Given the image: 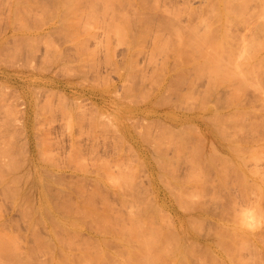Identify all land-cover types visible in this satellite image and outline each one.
I'll list each match as a JSON object with an SVG mask.
<instances>
[{"label":"rangeland","instance_id":"374dc122","mask_svg":"<svg viewBox=\"0 0 264 264\" xmlns=\"http://www.w3.org/2000/svg\"><path fill=\"white\" fill-rule=\"evenodd\" d=\"M91 1L90 0H77V1L76 0H66V1L65 0H54V1L53 0H0V18H1L0 19V33H1L0 34V48L3 49V50L0 49V54H1L0 55V93H1L0 94V107L3 105L0 108V119H2L3 115H5L2 120L4 121V123L6 122L4 124L0 120V126L2 127V125L4 124L3 128H0V133L3 134V136H1L2 134H0V141H1L0 142V162L1 161H3L1 163L7 162V164L4 166H2V164L0 163V187L3 189L2 190L0 188V230H1L0 231L1 232L0 233V240L2 239V241H3V242L0 241L1 242L0 246H2V244H3V246L0 247V264H38L39 262H40V264H44V263L47 264L49 262H51L50 264H54L55 262L58 261V259H59V262H57V264H69V263L70 264H84V263L85 264H97L98 261H96V260H99V258H101V255H99L100 254L99 252H101L100 250H102L103 248L105 250H107L108 252L106 251L105 253L103 252L101 254H107L108 255V253L110 252L113 255V253L116 251L115 252L116 258L114 259L115 256H112L110 253H109V256H112V257H110L111 259L107 258V257H109L107 255H102V257L105 256L107 260H105V258L103 257L102 259H100V264H104V262H105V264L106 263L112 264L113 262L118 264L120 261L122 262V263L120 262L121 264H132V261L129 260L130 259L129 256L131 255V253L133 251L129 252V250L131 251V247H130V249H128V251L125 249L127 247L129 248L130 243L135 242L136 240L138 242L136 241L137 243L135 242L134 244L135 245L138 244L139 248L142 247L144 249H142L143 252L141 251V253H139V251H137V252L134 251V253H138L141 255V257L137 258V256H138V254H137L136 259L137 260L141 259L142 261H140V260L137 262L133 261V263L135 262L134 264H142V263L145 264V261H143V259L145 258L147 262H151L154 259L152 261L153 264L154 263L158 264L157 260L159 261V259H157V256L160 253L163 254L164 250L162 251V248L160 247V250L158 249L157 251H155L158 248V246H157L158 244H156L157 243L156 241L160 240V239L157 240V238H162L161 240L163 242V238L166 239V237H168L166 239V240H168L171 235L173 237H174V235H176L174 233H173L174 235L172 233L170 234V231L172 230V228H171V230H169L170 226H168V224L171 225V223H173L171 225V227H175L178 230H180L177 232H181V234L177 233L178 236H175L176 238L173 239V240L180 239V240H178V243H177V241L176 242L174 241L175 243H177V244H175V246L178 245L179 242H180V245L184 243L183 244L184 247L188 245L187 246L189 248L188 252L193 250L192 251L193 253L190 252L189 254H193V255L195 254L194 255L195 259L193 257H191V255L187 254L188 253L186 251L187 247H185V249H186L185 250L184 247L182 246L183 247L182 249L185 250V251H183V250H181V248H180L181 246L179 245L180 247L178 246L179 247L178 249H176L177 246L175 247L176 251L174 249L175 252L174 253L172 252L173 255L170 256L169 253L167 255H169L171 258H172V256L174 257L175 255L178 257V255H180V252L182 251L183 254L185 253L184 255L187 254L185 256L186 260H184L185 257H184V259L180 258V259L184 260V262H183V260H180L176 256H175L176 257L175 259L174 258L167 259L166 257L163 256V255L166 256V254H163L162 256L164 257V259L166 258L164 263H166V261L171 259L173 261V264L174 263L178 264L179 262H176V260L179 259L178 260V261H180L179 264H196V263L197 264H207V263L212 264L208 261L207 255L210 253L211 255L209 254L210 255L209 257L211 260H213L212 254H214V252L211 253V252H206L204 250H205V246H206V250L209 248L216 249V247H220L218 245H220L221 243H224L223 240H222V242L220 240V242H219L220 244L219 243L218 244L215 243L216 245L214 244V242H216V240L218 239L217 236L221 237V235H222V234H220V235L218 234L219 229H221L220 224L223 225L225 222L229 221L228 223H225L227 225L226 227H230L231 225H233L232 221L235 220L234 218H236V215H237L236 213L238 212V209H240V208L242 209L243 206L247 207L248 206L247 204H250V208L248 206L250 211H251V208H252V210L253 209H256V210L259 209L258 213L261 212V209L264 210V208H263L264 207V195H263L264 193H260L261 191L259 188V184H260V187H264L262 184V182H264V176H263L264 175V162H263L264 156L263 155H262L263 157L259 156L260 160L263 158L261 162H258L259 159L256 158V156H258L257 151H259V150H256V149H258V143H259V146H261L262 144H263L262 146H264V139H263V141H262V139H260V138H264V134H262L264 132V131L262 132V130L264 128L262 126L264 124V116H261V114L263 113L262 112L263 110L258 111V110H261L262 107L264 108V104L261 103L264 100L263 99L259 100V99H261L262 96L259 99L257 98V97H259L260 94H259V92H257V90L255 92V88H254V86L257 84L258 86L256 85L255 87H257V88L259 87V91L261 90L260 93H262V89L264 88V83H263L264 80H262V78L264 79V75H263L264 69H263L262 73H260L261 72L260 70H259L260 72L258 73V70L255 69L256 70L255 71L254 68L250 69L251 71L249 69H248L249 71L245 70L246 72L243 71L244 69L239 70V72L237 71L239 76L240 75L242 76V74L243 75L245 74L247 76V78H246L247 80L246 79L245 80L246 81L249 80L248 83L253 85V86L251 85L252 88L250 87V85L248 83L244 82V80L241 79V78L246 77L245 75L243 77L237 78L236 77L237 74L235 73V71H234L235 75H233L235 78H233V76H230L227 72H226L227 75H225V73H223L224 75L223 74L220 75V73L222 71L223 72L224 71H228V72L233 71V70H227V68H229V67H230L229 69L233 68L230 66L232 64L231 59H233V57L230 59V53L231 52H229L227 50L229 52L228 53L226 51V48H225V50L223 51L225 53L222 52V53L218 54V57L220 55H223L220 57V60H219L220 63H217V61H215V60H217V58H216L217 56L214 57L215 54L213 55V53H212V58H214L215 60H212V58L206 57V56L211 55L209 53V50L207 51V48L208 47L210 48L211 45L209 44L210 43L209 37L207 36L208 39L205 40V39H203V34L204 33L206 34V32L208 31L211 33L213 38L214 37L217 38V36H218V38L220 37L219 39L222 38L224 40V36L223 37L219 36V34L216 33L217 31L215 32V30H217L219 28L218 32L221 35H222L221 31H224L225 33H227L230 30L229 34H230L231 38L233 36V39L232 40L230 39L231 40L230 41L229 40L230 37L227 38L229 36L227 33L226 40L228 39V42H230L228 44H231L235 48V50L237 48L239 49L238 45H241L240 47H242L241 51H239L242 54L241 53L238 54L237 51L232 50V52L234 51L233 55L235 54V52H236V54H238V55L235 54L237 57H235V55H234V58H235L234 61H236V59H237V63H238V61L242 57L241 60L243 62V60L246 59V58H244L245 56H243V55L247 56L246 53H248V52H249L248 53L249 55L250 54L253 55L252 51L255 50V47H254V49H250V48H253V46H255V45L253 44L254 43L253 40H252L253 43L251 41H250V43L248 42L249 41L248 37L250 35L248 36L247 34L252 35V33H253L252 31L256 27L250 26L251 29L253 28L252 30H250L249 29L250 27L246 26V25H248V24H246L247 23L246 21H248V22L252 21V25H253V22H255L254 24L257 25L256 19L254 18V20H251L252 18L250 17L251 16L250 14L251 13H252V15L255 13L257 14V12H258L257 8L259 7L258 5H260L261 1H263V3H264V0H260L259 4H257L259 2L258 0H253V3H252V1L248 0L251 3H249L250 4L249 5L248 1H247L246 7H248L250 9V10L247 9V11H246V7L241 8V7L245 6L244 3H246V0H243V1H245L244 3H243V1L238 2L239 4H241L240 5L241 7L240 6L238 7L235 4L236 7L235 6L234 7L235 8L238 7L239 11L241 9H243V10L245 9L244 11L243 10L240 11V13L244 12V15L247 14V18H246V16H244L242 13L243 17H245L247 20L244 21L241 14H240L241 17L239 16L240 20L237 19L238 20L237 24L233 23L234 21L236 22V20H235L236 18H233V20H234V21H232L233 24L230 21L232 19L231 17H229V18H231L230 20L229 19L226 20L225 18H223V19H225V22L230 21V24H232V26L231 25L227 26L228 23L227 24L225 23V25H224V23H223L224 20H222V18L219 20L223 21V22H220L219 20H217V21H219V24L222 23L221 26L218 25V22L216 21V18H217L216 16L221 14V17H222L223 14L227 13L226 11L230 6V4H229L227 7L226 3L224 5L223 1L225 2V0H222V1L221 0H144V1L143 0H95L94 1L93 0V2H91ZM210 1H212V2L210 3ZM214 1L216 4L214 3ZM233 1H232V3H233ZM256 1H258V2H256ZM18 2H20V3H18ZM55 2H56V4L58 2V5L54 4ZM219 2L221 4V6L222 5L224 6L223 8L219 5ZM235 2H237V0H235L234 3ZM48 3H53V4H48ZM68 3L69 4L71 3V4L69 5ZM206 3H207V5H206ZM212 3L215 6L217 4L219 6V8L217 6V8L215 9V6L213 5L214 9L212 11L217 10V11H215V13H216V12H218V9H221V12L220 11H219L220 13L218 12L219 14L216 13L217 15H215V17L213 16L215 18V20L212 19L213 17H211V16L213 13L211 12V10H209V8L212 9V7L209 6L210 4L212 5ZM234 3H233V5H234ZM263 3H261V5ZM61 4H62V7H64V9L61 7ZM227 4H228V2H227ZM252 4L253 5L256 4V5L253 6ZM67 5H69V6H67ZM27 6H28V8H27ZM90 6L92 7V9ZM225 6L227 8H225ZM262 6H260V7H262ZM163 7H167L169 11L167 10V8H163ZM176 7L178 9H175ZM207 7H209V8H207ZM251 7H255L257 9V12H256L255 8L253 9ZM15 8H16V10H15ZM152 8H153V10H151ZM262 8L260 10H262ZM95 9H97V10H95ZM163 9H165V11ZM65 10H67V11H65ZM84 10H87L88 12H90L91 10L92 11L88 14V12H86ZM248 10H249V12H248ZM251 10H253V11L251 12ZM160 11H161V13H160ZM262 11H263V13H262ZM262 11H260V12L264 16V10H262ZM260 12H259V14H260ZM60 13H62V14H60ZM180 13H182V14H180ZM53 14H54V16H53ZM90 14H92V15H90ZM207 14H210L211 16L207 15ZM227 14H226V18H228ZM261 14H260L261 17L260 16L258 17L260 19L263 17ZM176 15H178V16L176 17ZM253 16H255V15H253ZM4 18H5V21H4ZM93 18H96L95 19L96 22H95V20H94V22L93 21L91 22V20ZM203 18H204V20L208 21V26L203 25L202 23L199 22V20L200 19L203 20ZM89 19H91V20H89ZM6 20H8V21H6ZM84 20H85V22H84ZM259 20L257 19V21H259ZM104 21H107V22H104ZM214 21H215V23H214ZM239 21H241V22L243 21V24L245 22L246 25L245 26L243 25L244 28L245 29L247 28L248 30H250L251 33L247 29H246L247 31L246 30L243 31L242 25L240 24V27L238 25L240 23ZM262 21H264V20H262ZM185 22H187V23H185ZM212 24H214L215 26ZM216 24L218 25V27H216L217 26ZM234 24H236V25H234ZM261 24L264 25V22ZM3 25L6 27L3 28L4 27ZM222 25L227 27V28L223 27V29H227V31L226 30L219 31L220 27H222ZM259 25H257V26H259ZM165 26H166V28H165ZM235 26H237L238 28ZM182 27H183V29H182ZM212 27H214V28H212ZM215 27H216V29H215ZM229 27H232L234 31L235 30L237 31V29H238L237 33H236V31L234 32L232 30V28L228 29ZM145 28L146 29L149 28V29L146 30ZM176 29H178V30H176ZM256 30H258V29H256ZM256 30L254 29V31H256ZM173 31H176V33ZM211 31L213 32V34ZM241 31H243L244 33ZM258 31H257V35H256V36H258L257 38H259V36L264 35L261 31H259V32ZM174 33L177 35L174 36ZM201 33H202V36H201ZM258 33H262L263 35L262 34L258 35ZM76 34H78V35H76ZM223 35H224V33H223ZM234 35L240 39L239 43L236 42V41H238V38L235 37ZM243 35H244V37H243ZM253 35H254V33H253ZM253 35H252V38H250L251 36L249 37L250 40L251 39L255 40L254 37H256V36L254 35V37H253ZM12 36H14L13 39H11ZM176 36L178 37V39ZM245 36H247V37H245ZM31 37H33V38H31ZM216 38H214V39H216ZM246 38H247V42L249 44L252 43L253 46L250 48L249 47L246 48V51H244L245 45H248V43H246V40H245ZM260 38L262 39V37H260ZM211 39H212V37H211ZM234 39H236V40H234ZM241 39L243 40V42ZM261 39H260V41H261ZM263 39H264V37H263ZM163 40H165L166 42L164 43ZM196 40H198V41H196ZM201 40H202V42H201ZM223 40H218V41L219 42L222 41L221 42V44H222L225 42ZM233 40L235 42H233ZM34 41H36V42H34ZM193 41L195 43H193ZM258 41L259 40H256L255 43L257 44ZM260 41H259V44H257V45H259L258 48L260 47V43H261ZM37 42H39V43H37ZM187 43H188V45H187ZM225 43L222 44L223 47L226 46ZM232 43H234V44L237 43L238 45L237 44L233 45ZM189 44H190V46H189ZM202 44H203V49L204 50L206 49L205 51L202 50ZM10 45H12V46H10ZM144 45H146V46H144ZM200 45H201V47H200ZM257 45H256V50L253 52H255V55L258 53V55H256V57L255 56L254 57L256 58L255 61L259 62V61L264 59V57H263L264 56V53H263L264 49L261 50L263 52H261L260 53L261 55H260L259 52H260V49L262 46L258 50ZM183 46L185 49L187 47L193 49L194 52L190 49L192 51V53H189L188 51H186L187 49L189 50V48H187L185 50L183 48ZM196 47L198 48V50ZM182 49H184V51ZM175 51L178 52V54H175ZM200 51L202 53H200ZM206 51L208 52V55H205L207 53ZM210 51H211V49H210ZM180 52H181L182 56H181ZM195 52L197 53V55L195 54ZM226 53L229 54V55L228 54L227 55L229 56L228 61L230 60V64L227 62V64H229V65H227V66L224 65L226 68L224 67V69H223L219 65L223 61L221 58L224 57V55H226ZM3 54L6 56L4 57ZM184 54L185 55L188 54L187 59H186V57H183V56H185ZM191 54L193 55L192 57L190 56ZM199 54H200V56H199ZM21 55H22V57H21ZM24 55H25V57H24ZM203 55L205 57H203ZM259 55H260V57H258ZM127 56H128V58H127ZM194 56H197V57H194ZM248 57H251L253 59V56H251V55L247 56V59H248ZM196 58H198V59H196ZM204 58L207 60H205ZM2 59L5 60L4 63H3ZM9 59H10V61H9ZM24 59H26V60L28 59L27 63H26V60H24ZM193 59H195V60H193ZM223 59L226 60V56ZM250 59H249V61L248 60L247 61L250 62ZM246 60H245V62H247ZM11 61H13L14 64ZM179 61H180V63H179ZM198 61L199 62L202 61V62L199 63ZM184 62H185V64H184ZM203 62L205 64H203ZM224 62H226V61H224ZM224 62H223V64H225ZM245 62H243L244 65H245ZM251 62H254V59H253V61L251 60ZM256 62H255V66H257ZM20 63L22 65L23 64L24 65L21 66ZM132 63H133V65H132ZM206 63L208 64V66L206 65ZM240 63L238 64V66L241 65ZM263 63L264 62L262 61V64ZM11 64L13 66H10ZM164 64H165V66H164ZM195 64H196V66L197 65L198 66L195 67ZM200 64H203V66L205 65L204 68H202L200 66ZM223 64H222V66H223ZM260 64L261 63H259V66L262 68V65H260ZM192 65H193V67H195L194 69H192L193 68ZM244 65L242 66V68H244ZM199 66H200V68H199ZM206 66H207V69H206ZM210 66L212 67V70L209 69ZM217 66H218L219 71L217 69ZM259 66H257L258 69H261ZM129 67L131 69H129ZM77 68L79 69L78 71L76 70ZM118 68H120V69H118ZM197 68H199V69H197ZM208 69H209V71H208ZM198 70L199 71L201 70L203 72L200 73ZM213 71H214V73H217L218 75L213 74V76H212V74H209V73H208L209 75L207 74V72L213 73ZM216 71H218V72H216ZM176 72H177V74H176ZM195 72L199 73V74L196 75ZM248 72H250V74L252 73L251 78L249 77V79H248V75H247ZM255 72H257L259 74V76L256 73L255 74L257 76L256 77L254 75ZM240 73H242V74H240ZM200 74H202V75H200ZM214 75L217 77L219 76L218 78H220L221 80H219ZM141 76L143 77V79ZM206 76H208V77H206ZM209 76L211 78L213 77L214 81H216L217 79L219 81H222L223 77H224L223 79H226V78L230 79L231 77L233 79L232 78L230 80L226 79L228 83L225 80L223 82H226V83L220 82V85L222 84L220 87H218V85H219L218 80H217L218 83L212 81L213 83L218 84V85L215 84L216 88H218V90H217V89H215L214 85H213V87L211 85L210 86L211 88L208 87L210 85V84L208 85V83H210V80H212ZM156 77L160 80V82H159V80H157ZM172 77H176V78H173V80H172ZM194 77H195V79H194ZM260 77H261V79H258ZM192 79H193V81H192ZM197 79H198V81H197ZM231 80H232V82H230ZM233 80H234V84H233ZM242 83L244 84V86ZM226 84H229V85H226ZM223 85L225 88L227 87V90H228V88H230V89L228 91H226L225 88L222 87ZM230 85H235L237 89L240 88L239 90L242 91V93H240L238 90H236L238 92L235 93V86H233L234 87L233 88ZM121 86L123 88H121ZM228 86H230V87H228ZM242 87H243V89H242ZM48 88L51 90H49ZM208 88L211 89L210 91H213V88H214V90H216L217 92L213 91L212 92L213 94L211 92H209V90L207 92ZM232 88L234 90H232V92H231ZM247 88H249V89H247ZM129 89L131 92L129 91ZM199 89H202V90H199ZM205 89H206L205 93H207V96L204 93ZM251 89L253 92L251 91ZM122 90H123V92H122ZM124 90H126V91H124ZM133 90H135V92H132ZM198 90H199V92H198ZM245 91H246V93H244ZM263 91H264V89H263ZM215 92H216V94H215ZM201 93H202V95H201ZM228 93L230 96L231 95L237 96L238 94H242V95L245 94V95L242 96V98H241V95H239V97L241 99L239 97L237 98L236 96H233V97H236L238 99V101H232L233 99L231 97L232 100L227 104L228 99L226 101L225 98L228 97ZM254 93L257 95V97H254L255 96ZM132 94H133V96H132ZM263 94H264V92H263ZM263 94H261V95H263ZM226 95H227V97H226ZM141 98H142V100H141ZM198 98H200V99H198ZM125 99H127V101ZM253 99H258L259 101L255 100L257 102L254 103ZM28 100L31 101V111L32 112L30 111V114H28V113L25 114V111L29 110V105L27 104ZM202 100L204 102H202ZM224 101L226 102V104ZM252 101L254 104L253 108H251L252 105H250V104H252ZM258 102H259V107L262 104V106L260 108L257 105ZM234 103H237V105H239V106H237ZM242 103H244L245 105H243ZM248 103H250V104L246 105ZM79 104H81V106H78ZM229 104L232 106H233V104L236 105L235 108L237 110V113L241 117L243 116L242 119H241V117H239L240 119H238V115L235 114L237 116L236 117V116H234L233 113H230L231 112L230 110L233 107L230 106ZM43 105H44V107H42ZM161 105H163V106H161ZM5 106H7V107H5ZM39 106H40V108H39ZM226 106H229L228 107L229 110L227 109ZM230 107H232V108L230 109ZM89 108H91V109L89 110ZM92 108L94 110L96 109L97 111L95 110L96 112H94V110ZM239 108L241 110L243 109V111H245V112L240 111L241 114H243V115H241L240 112H238ZM246 108L248 110H246ZM78 109H80V111ZM87 109H88V111H87ZM251 109H253V110H251ZM38 110H40L41 112ZM207 110L210 113H207ZM236 110H233L232 112L236 113L235 112ZM21 111H23V114H22L23 116L21 115ZM215 111L216 112L218 111V113H216ZM228 111L230 114H233V116L231 115V117H229L230 119L227 118L228 116H230ZM251 111L256 112V113H252ZM4 112L7 114H5ZM249 112H250V114H249ZM34 113H36V114H34ZM211 113H213V116H210ZM214 113H216L217 115ZM219 113H222V115H219ZM226 113L228 116L225 115ZM66 114H68V115H66ZM99 114L101 115V118H100ZM223 114L226 116L225 118H223L224 117ZM253 114H255V115H253ZM257 114H259V115H257ZM26 115H30V116L28 118H26ZM91 115H92V117H91ZM263 115H264V113H263ZM218 116H222L221 119H223V121H224V119H226L224 122H227V119H228V121L230 120L228 122V125H226L227 123H223V121L221 122L220 119L217 120L216 118H218ZM258 116H259V119H256V118H258ZM12 117H13V119H12ZM68 117H69V120H68ZM234 117H236V119H233ZM254 117L257 121L254 120ZM260 117L262 119L261 124L258 122V121H261ZM25 118H26V120H25ZM90 118H92L94 121ZM97 118H98L99 124H98ZM7 119H9V120H7ZM100 119L102 121L103 120L104 121L102 122V121H100ZM236 120H238V121L242 120L243 123L240 121L242 123V125L240 124V122L237 123ZM24 121H26L27 129H25L23 127ZM234 121H235V123H234ZM249 121L252 124H250ZM253 121H255V123ZM92 122H93V124H92ZM220 122L223 125L225 124V126L222 127V125H220ZM256 122H258L259 125ZM100 123H102L104 125H100ZM111 123L112 124L114 123L112 128L110 127V126H112ZM231 123H232V125H229ZM89 124H91V125H89ZM214 124H216V125L214 126ZM238 124H240V126ZM255 124H257L256 126H259V127H253V129H251L252 126H254ZM234 125L236 126V128ZM5 126H7V127L5 128ZM91 126H94V128ZM101 126L103 127L102 129H101ZM226 126H227V128H226ZM232 126H234V127H232ZM244 126H245V129H247V126L249 129L245 130ZM260 126H262V127H260ZM207 127H208V129H207ZM108 128H109V131H108ZM260 128H262V130ZM1 129L2 130L5 129L4 131H6L8 133L10 132V133L9 134L3 133L4 131H2ZM9 129H11V130H9ZM110 129H112L113 131L112 130L110 131ZM250 129H251V131H249ZM214 130L217 132H215ZM252 130L254 131V133H252L253 132ZM256 131H257V133H256ZM260 131H261V133H258ZM222 133L226 134V135H223ZM5 134H7V136ZM217 134H220V135L218 136ZM246 135H248V137L249 136L250 137L248 138ZM258 135L259 136L261 135L262 137H259ZM5 136L6 137L9 136L10 139H9V137L6 139ZM95 136H97V137H95ZM226 136H228L229 139L231 138V140H230L231 142H228L229 139ZM145 137H147L148 139ZM224 137H226V139ZM257 137H259V139H260V140L258 139L259 142H254V141H256ZM1 139H3V141ZM241 141L243 143H241ZM260 141H262V142H260ZM9 142L11 145L9 144ZM110 144H113V145H110ZM4 145H6V146L8 145V146L6 147ZM12 145H14V146H12ZM234 145L236 148L234 147ZM11 147H13V148H11ZM237 147H239L240 149L238 150ZM10 148L13 151H11ZM230 148L234 150V151L232 150L234 153L231 152ZM242 149H243V151H242ZM259 149L260 150L262 149L261 151L264 152V149L262 147H260ZM45 150H47V151H45ZM235 150H238V151H235ZM248 151H250L251 154H253L255 152L257 153L256 156L252 155V156H254L253 158L258 159L257 162H256V159L252 158V156H251V159L249 160L250 156H248V153H249ZM11 152H12V154H11ZM239 152L240 153L243 152V153L239 154ZM263 152L261 154H264ZM224 154L226 155L225 158H224V156H225ZM47 155H49V156H47ZM238 155L240 157L243 155L240 160H239L240 157ZM24 156H26V157H24ZM234 156L235 157L238 156L239 158L237 157V160H236V158ZM243 159H246L247 161H244ZM228 160L233 161V162H231L232 164ZM242 160L244 161L242 163L243 164L245 163L246 167H250L249 169L252 168L254 170L253 173L255 171H256V173L258 172L257 173L258 175L255 173V175L257 177H255L252 174L254 177V180H255V178L256 179L261 178L260 180L258 179L257 181L256 180L253 181V177L250 175L251 172H249L248 168H247L248 169L247 171L245 170L246 172L245 171L242 172L243 166H244L240 162ZM11 162L13 165L11 164ZM104 162L107 164H105ZM116 162L118 163V166H117ZM198 162H200V163H198ZM225 162L226 163L228 162V164L230 163L231 165L230 164L226 165ZM113 163H114V165H112ZM159 164L163 167L159 166ZM239 164H240V166H239ZM8 165L13 166L14 168L9 167ZM230 166L231 167L238 166V168L235 167V168L231 169ZM103 167H105V168H103ZM109 168H110V170H109ZM252 169H251V171H252ZM195 170H196V172H195ZM109 172L111 173V175ZM193 172H195V174L199 175L198 176L199 178L197 176H194L195 174H193ZM44 173H46V174H44ZM108 173H109V175H108ZM187 173H189V174H187ZM262 173H263V175H262ZM191 174H193V175H191ZM245 174H247V175H245ZM259 174H260V176H259ZM163 175L166 177L165 179L168 181H166L163 178L164 177ZM185 175H187V176H185ZM248 175H250V178L252 180H250V178L247 177ZM180 176H182L181 177L182 179L179 178ZM191 176H194L198 179H196V178L194 179V177H191ZM114 177L116 178L117 183L115 182L116 180L114 179ZM246 177H247V180L246 181L243 180ZM3 178L6 180H4ZM129 178H130L131 182L127 181ZM112 179H114V180H112ZM187 179L189 181L190 180L191 181L186 182ZM180 180H183V181L181 182ZM205 180H206V182H205ZM112 181L114 182L113 185H112V183H110ZM139 181H141L140 182L141 184L139 183ZM202 181L205 183H203ZM4 182L6 184L7 183L10 184L11 187H9L8 184L6 185ZM11 183H13L15 186H13ZM29 183L31 185H29ZM108 183H110V184H108ZM230 183H232V184H230ZM180 184H181V186H180ZM182 184H184L185 186ZM174 185H176V186H174ZM192 185H193V187H192ZM27 186H29V188H27ZM256 186H258L257 187L258 188L257 190H259L258 192L255 191ZM4 187L7 190H5ZM184 187H186V188H184ZM81 188H83V189H81ZM145 188H146V190H145ZM197 188H199V189H197ZM9 190H12V192L11 191L9 192ZM94 190L99 191V192L96 193V192H94ZM118 190H119V192H118ZM130 190H132V191H130ZM143 190H145V191H143ZM171 190L174 191V194H172L173 192ZM1 191H2V193H4V192L5 193L7 192V193L2 194ZM90 191H92V192H90ZM141 191H143V192H141ZM181 191H184V192H181ZM190 191H192V193ZM60 192H62V193H60ZM100 192H101V194H100ZM114 192H116V193H114ZM123 192H125V193H123ZM217 192H219V193H217ZM66 193H68V194H66ZM253 193H256L257 195L253 194ZM94 194H96V195H94ZM137 194H139V195L141 194V195L138 196ZM259 194H260L261 198L259 197ZM13 195H14V197H13ZM198 195H199L200 199H199ZM255 195L257 197H255ZM10 196H11V198H10ZM94 196H95V198H94ZM145 196H147V197H145ZM148 197H150V198H148ZM176 197H177V199H176ZM151 198H152V200H150ZM183 198L185 200H183ZM197 198H198V200H197ZM210 198L213 201L215 199H217L218 201L213 202L212 200H210ZM104 199H106V201ZM120 199L121 200L123 199L122 200L123 203ZM173 199H176L177 202ZM24 200L26 203H24ZM146 200H147V202H146ZM206 200H208V201H206ZM151 201L153 204L150 203ZM203 201L204 202L206 201L205 202L206 204ZM210 201H211V203H210ZM261 201H262V203H261ZM84 202H85V205L83 204ZM145 202H146V204H145ZM162 202L164 203V205ZM198 202H199V204H198ZM22 203H23V205H22ZM109 203H110V205H109ZM187 203H188V206L190 205L188 207L189 211H188V208L186 206ZM200 203L201 204L203 203L204 205L203 204L200 205ZM25 204H28V205L25 206ZM134 204L136 206H134ZM155 204H157L156 208L159 207L160 212L158 211V209L156 211L153 208V206L154 207L156 206ZM214 204L215 205L217 204L216 205L217 207H214L215 206ZM209 205H211V206H209ZM103 206H105V207H103ZM148 206H149V208H147ZM150 206L153 208V210L151 209ZM181 206H183V208H181ZM115 207H118V209H116ZM191 207H192V209H191ZM16 208L19 209L20 211H18ZM28 208L30 211H28ZM74 208H76V209L73 210ZM82 208H84L86 212ZM109 208H110V210H109ZM165 208H167V209H165ZM198 208H202V209H198ZM205 208H207V210ZM114 210H116V212ZM161 210H163V211H161ZM203 210H205V211H203ZM154 211H156L155 212L156 214L154 213ZM195 211H196V213H195ZM232 211H235V212H232ZM27 212H28V214H27ZM34 212H35V214H34ZM88 212L90 215L88 214ZM137 212L140 213L141 219H139L140 217L138 216L139 214ZM221 212H224V213L222 214ZM31 213H32V215H31ZM71 213H72V216H74V217L71 216ZM113 213H114V215H113ZM128 213H131V214H128ZM159 213H161V214H159ZM231 213L234 216H231L232 215ZM38 214H40V215H38ZM94 214H96V215H94ZM29 215L31 216L30 218H28ZM75 215H77L78 219L75 217ZM92 215H94V216H92ZM151 215L155 221L153 220L152 217H150ZM196 215H197V217L203 216V217H198V219H200V220L195 219V221L198 220V221H196V223L200 224L201 225V226L199 225L200 227L203 226L202 228L198 227V229L199 230L201 229L200 231H202V232H200L199 230H196L197 229L196 223H195L196 225L194 224L195 225L194 226L195 229L193 228L194 230L192 228H190L191 223H194L195 221L192 220V222H189V220H190L191 216H193V218H194V216L196 217ZM218 215H220L219 217L221 219H219V217H216ZM118 216H119V218L116 219ZM188 216H190V217H188ZM21 217H23V218H21ZM93 217H95V219ZM121 217H123V218H121ZM144 217H146L147 220H148V217H150V220L152 219L154 222H156V221L157 222L153 223V221L151 220L153 224L150 222L149 225H147L149 220L147 221ZM107 218H109V220ZM120 218H121V220H120ZM124 218H126L127 220ZM167 218H170L171 220L167 219ZM188 218H189V220H188ZM225 218H226V220H225ZM232 218H233V220H231ZM34 219H36V220H34ZM96 219L97 220L100 219V220L96 221ZM163 219H164V221L167 219L166 220L167 222L162 221V224H160L161 222H159L158 220L161 221ZM218 219H219V221H222V222H219ZM223 219H224V221H223ZM69 220H70V222H69ZM132 220L134 222H132ZM100 221H102V222H100ZM108 221H110V222H108ZM140 221H141V223H140ZM170 221H171V223H170ZM100 223H102V224H100ZM103 223H105V224L103 225ZM109 223H111V224H109ZM137 223H139L140 225ZM145 223L147 226L144 225ZM157 223H158V225H157ZM187 223L188 224L190 223V225H188ZM218 223H220V224H218ZM230 223H232V224H230ZM39 224H41V225H39ZM93 224L95 226L97 225L98 227H95ZM99 224H100V226H99ZM118 224H119L120 229H118L119 227H117ZM166 224L168 227L165 226ZM263 224L264 223H259L256 227L253 228L255 235L252 236V239L251 238L247 239L251 243L248 242L246 239H245V241L243 240V242H245L246 245H247V243L249 244V245H247L248 247H250L251 245L253 246V247L251 246L252 248L250 247L249 250H247L248 248L244 243H242V244L245 245V249H244V245L239 244V243H241L240 240H242V238H240V237H237L239 239L233 238L232 240L235 242H233L231 240L234 243V245H232L233 249H234V246H237L238 244L240 245V247L243 246V249H241L242 251L240 250V247H239L238 253H237L238 247L237 248L235 247L236 251L235 250L232 251L233 254L235 255V256L233 255L234 257H233V260H231L232 262L234 261V259L236 260L235 257L239 254L242 257V260H243V258H244V261L248 260L247 261V263L249 262L248 264H256L255 259H254L255 262L253 260H250L253 253L256 255L259 254L258 256L253 255L254 257L259 258V256H261V259L256 258L259 261L257 264L260 263V260H264V233H261L262 235L260 234L261 239L256 238V235H258L260 233V232L256 233V231H260L261 226H263L262 229H264ZM108 225L110 228L108 227ZM137 225H139L138 226L139 228L137 227ZM156 225L158 226V228ZM159 225H161V226H159ZM184 226H185V229H183ZM99 227H101V228H99ZM113 227H114V229H113ZM161 227L162 228L164 227V230ZM97 228H98V230H97ZM125 228H126V230L128 228V230L126 231ZM136 228L139 229V231L136 230ZM140 228L142 230H145V231H141ZM148 228H149V230L153 231L152 234H150V235H153L154 239H153V236L149 235L148 232H150V231L148 230ZM150 228H152V229H150ZM5 229H6V232L8 231L7 233L5 232ZM56 229H58V230H56ZM93 229H95V232L97 233L99 240L96 242H98V243L95 242L94 238L93 239L91 238V235H93L92 233H95ZM262 229H261V231H263ZM120 230L123 233H120ZM135 230L137 231V233L135 232ZM146 230H148V231H146ZM191 230L193 232H191ZM128 231H129V233L127 234L126 232H128ZM131 231H132V233H131ZM154 231H156V232L154 233ZM195 231H197V233ZM74 232H75V235L73 234ZM76 232H78V233H76ZM141 232H142V234H141ZM167 232H169L170 235H168ZM119 233L123 236H121ZM143 233H145V235H143ZM76 234L78 235L77 240H76V238H74V236L76 237ZM132 234H134V235L131 236ZM135 234H136V237H135ZM146 234H148L149 236ZM186 234H187V236H184ZM54 235H55V238H54ZM62 235L65 236L66 238L65 237L61 238L60 236H62ZM72 235H73V237H72ZM124 235H125V238H124ZM156 235H158L159 237ZM214 235H215V237H214ZM226 235L224 234L221 238L222 239H224V237L226 238ZM56 236L59 237L58 239H62V240L58 241ZM254 236H255V239H253ZM99 237H101V238H99ZM102 237H104L103 238V244L104 245L102 244V241H100V239L102 240ZM106 237L107 238L109 237L107 239L108 241L104 240ZM115 237H117V238H115ZM126 237L128 238V240L131 239V242L130 241L127 242V244L129 246H125V245H127L124 243L126 240ZM192 237H193V239H192ZM53 238L57 239L56 240L57 242ZM64 238H65L66 242H65ZM150 238L154 241L156 239V241H155L156 246L153 244V242L151 244V245H153V248L155 246V249H153L150 244H149V246H151V247H149L146 244L149 241H151ZM171 238L172 237H170L169 240H172ZM183 238H185L184 239L185 242L183 241ZM110 239H111V241H110ZM114 239H116V240H114ZM120 239H122L121 241H123L122 246H120L121 243H119ZM186 239L188 241L187 245H185V243H187ZM226 239L229 241L228 237ZM226 239H224V241ZM67 240L71 241V242H69V244H68ZM140 240H143V241H141L142 243H144L145 241H146V243H144V245H142ZM166 240H164V242ZM227 240H226V242H227L226 245H228ZM237 240L240 242L236 243ZM49 241H51V242H49ZM75 241H77V243H74ZM104 241H106V242L104 243ZM195 241L200 242V244H201V245L199 244L200 247H199V245H197V243L195 244ZM252 241H254L256 244L253 243ZM84 242H86V243H84ZM162 242H161V244H162ZM164 242H163L164 246H163V244L161 245L159 242V246H163V249L171 246V245L170 246L165 245ZM189 242H191V244H189ZM235 243H236V245H235ZM252 243L255 246L257 245V247H255ZM134 244L133 243L131 244L132 248L137 249L138 248L137 245L135 247ZM168 244H170V243H168ZM212 244H214V245H212ZM229 244H232V243L229 242ZM79 245H81L80 248H79ZM94 245L96 246L98 251H96ZM189 245L190 246L192 245L191 248H193V246H195V247L191 250ZM221 245H225V244H221ZM92 246H94V247H92ZM100 246H101V248H100ZM124 246L126 248H123ZM144 246H146L147 249ZM201 246H202V248H201ZM48 247H50V248H48ZM53 247H54V249H53ZM81 247H82V250H81ZM148 247L150 250H148ZM222 247L223 246H221V248ZM1 248H4V249H1ZM34 248H36V249H34ZM60 249H62V250H60ZM84 249L85 250L87 249L88 251L87 250L84 251ZM104 249H103V251H104ZM151 249H152V251L154 250V252L152 253L153 255H151V253H150ZM217 249L220 250V248H217ZM223 249H224V247H223ZM223 249H221L219 252H221L223 256L227 255L228 257L227 256L226 257L229 259L230 255H228L229 252H228V254H226V252H227L226 250L227 249L229 250L232 248L229 247V245H228V248L226 250L225 249L223 250ZM146 250L150 251L149 254H150V256H153V257H149V256L147 257V255H149V254ZM166 250H165V253H166ZM178 250H180V251H178ZM209 250H207V251H209ZM61 251H63V254L67 253V255L66 254H65L66 256L62 255ZM120 251H122L124 254L121 253ZM126 251L128 252V254L126 253ZM168 251H171V248ZM243 251H244V253L246 251V253L244 254ZM247 251L250 253H247ZM33 252L35 255H33ZM79 252H81L82 254H80ZM84 252H86V254ZM95 252L98 255L95 254ZM155 252L158 255H155L156 254ZM158 252H160V253H158ZM176 252L178 253V255ZM182 252H181L180 256H184V255H182ZM234 252H236V253H234ZM87 253H89V254H87ZM146 253H147V255H146ZM204 253H208V254H204ZM221 253H220V256H222ZM202 254H204V255L202 256ZM80 255H83V256H80ZM124 255H126V256H124ZM127 255H128V257H127ZM132 255H133V253H132ZM154 255H155V257H154ZM205 255L207 257H205ZM239 255H238V257H239ZM90 256H92V257L90 258ZM95 256H96V258H95ZM98 256H100V257H98ZM118 256L119 257L122 256L121 259H123V260L126 257V259L124 260L125 263L123 262V260H120V258H118ZM214 256L217 257L215 254H214ZM223 256H222V259L224 261V264H227L228 263V262H226L227 259L225 258V256L224 257ZM45 257H47V258H45ZM59 257H61V258H59ZM65 257L68 259L69 262H67V259H65ZM200 257H201V259H200ZM203 257L207 261H204L205 259ZM241 257H240V259H241ZM43 258L45 260H43ZM131 258L135 259L134 256H131ZM149 258L150 259L152 258V260H150ZM224 258H225V260H224ZM230 258L232 259V257H230ZM49 259H51V260H49ZM70 259L73 260V263ZM117 259H119L120 261H118ZM161 259H162V257L160 258V260ZM217 259H219V260H216V262L222 261L220 257H217ZM240 259L238 258V260H240ZM252 259H253V257H252ZM54 260H55V262H54ZM60 260H62V261L60 262ZM114 260L115 261L117 260V262H115ZM190 260H192V261H190ZM238 260L234 261V263H236ZM24 261H26V262H24ZM85 261H87V262H85ZM227 261H229V260H227ZM232 262L228 263V264H232ZM240 262H242V261H240ZM169 263H171V262L169 261ZM247 263H245V264H247ZM98 264H99V262H98ZM214 264H215V262H214ZM238 264H239V262H238Z\"/></svg>","mask_w":264,"mask_h":264},{"label":"bare ground","instance_id":"6f19581e","mask_svg":"<svg viewBox=\"0 0 264 264\" xmlns=\"http://www.w3.org/2000/svg\"><path fill=\"white\" fill-rule=\"evenodd\" d=\"M53 1H54V0H53ZM65 1H66V0H65ZM76 1H77V0H76ZM90 1H91V0H90ZM94 1H95V0H94ZM143 1H144V0H143ZM221 1H222V0H221ZM232 1H233V0H231V1H230V0H227V1H226V0H225V2L223 1L224 5H225V3H226L227 7H228V5L230 4L229 8H228L227 11H226L228 14L225 13V14H223L222 17H221V14H220V15H217L216 13H218L219 11L221 12V9H218V12L215 13V11H217V10L212 11V10L214 9V7H213L214 4L212 3V5H211V4L209 5V6L212 7V9L209 8V7H207V8H209V10H211V12H212L213 14L210 12V13L212 14V16H211L210 14H207V15H210L211 17H213V16L215 17V15H217V16H216V17H217V18H216V21L222 18V20H224V22H223V21H220V20H219V21H220V22H223L224 25H225V23H226V24L228 23L227 26H228V25H229V26H230V25L232 26L233 23H236V24H237V21H238L237 19H239L241 16L243 17V15H244V12H241V13H240V11H242L243 9H241L240 11L238 10V7L241 5V4H239L238 2H241V1H243V0H237V2H235V3H234V1H235V0H234V1H233L234 5H233ZM247 1H248V0H246V3H244L245 1H243V3H244L245 6H244V7H241V6H240V7H241V8H245V7L247 6ZM250 1H252V3H253V0H250ZM250 1H248V4L251 3ZM258 1H259V2H258ZM258 1H256V2H258L257 4L260 3V0H258ZM60 2H61V1H60ZM71 2H72V1H71ZM91 2H93V0H92ZM106 2H107V1H106ZM119 2H120V1H119ZM211 2H212V1H210V3H211ZM227 2H228V4H227ZM230 2H231V3H230ZM18 3H20V2H18ZM21 3H22V2H21ZM61 3H62V2H61ZM64 3H65V2H64ZM66 3H67V2H66ZM214 3H215V1H214ZM223 3H222V4H223ZM254 3H255V2H254ZM261 3H263V1H261ZM261 3H260V5H258V6H259V7L257 8V9H258V12H257V9H256L255 7H251V8H253V9H254V8L256 9L257 14H256V13L253 14V15H255V16H253L252 13H251L253 10H251V12H250V13H251V14H250V15H251L250 17L252 18L251 20H254V18H255V19H256V22H257V25H259V24H260V25L257 26L256 24H254L255 22H253V25H254V26H253V25H252V21H251V22L246 21V20H247V19H246V18H247V14H245L244 16H246V18L243 17V19H244V21L247 22L246 24H248V25H246L245 22H244V24H243V21H242V22L239 21L240 23L238 24L239 27H240V24L242 25L243 31L247 29V28H246V29L244 28V26L246 25L247 27H248V26H249V27H250V26H252V27H256V28H254L255 30L258 29L259 31H261V32L264 34V27H263L264 25L261 24V23L264 22V21H262V20H264V16H263V15L261 14V12H260V11L264 10V9H263V8H264V7H263V6H264V5H263L264 3L262 4L263 6L261 5ZM48 4H53V3H48ZM54 4H56V2H55ZM68 4H69V3H68ZM70 4H71V3H70ZM70 4H69V5H70ZM72 4H73V3H72ZM79 4H80V3H79ZM104 4H105V3H104ZM106 4H107V3H106ZM215 4H216V3H215ZM235 4L238 6L237 8H235V7H236ZM238 4H239V5H238ZM14 5H15V4H14ZM56 5H58V2H57ZM69 5H67V6H69ZM142 5H143V4H142ZM151 5H152V4H151ZM162 5H163V4H162ZM206 5H207V3H206ZM219 5L221 6L220 2H219ZM249 5H250V4H249ZM252 5H253V4H252ZM254 5H256V4H254ZM254 5H253V6H254ZM53 6H54V5H53ZM63 6H64V5H63ZM72 6H73V5H72ZM78 6H79V5H78ZM105 6H106V5H105ZM167 6H168V5H167ZM214 6H215V5H214ZM217 6H218V4L215 6V9L217 8ZM234 6H235V7H234ZM242 6H243V5H242ZM260 6H262L263 8L260 7ZM15 7H16V6H15ZM57 7H58V6H57ZM61 7H62V4H61ZM65 7H66V6H65ZM90 7H91V6H90ZM99 7H100V6H99ZM153 7H154V6H153ZM156 7H157V6H156ZM205 7H206V6H205ZM221 7L223 8L224 6L222 5ZM227 7L225 6V8H227ZM16 8H17V7H16ZM16 8H15V10H16ZM27 8H28V6H27ZM27 8H26V9H27ZM62 8L64 9V7H62ZM70 8H71V7H70ZM70 8H69V9H70ZM77 8H78V7H77ZM96 8H97V7H96ZM163 8H167V7H163ZM218 8H219V6H218ZM225 8H224V9H225ZM261 8H262V10H260ZM57 9H58V8H57ZM66 9H67V8H66ZM73 9H74V8H73ZM75 9H76V8H75ZM91 9H92V7H91ZM154 9H155V8H154ZM175 9H178V8L176 7ZM224 9H223V10H224ZM239 9H240V8H239ZM247 9H249V8L246 7V11H247ZM27 10H28V9H27ZM54 10H55V9H54ZM67 10H68V9H67ZM67 10H65V11H67ZM95 10H97V9H95ZM106 10H107V9H106ZM151 10H153V8H152ZM163 10L165 11V9H163ZM167 10H168V8H167ZM172 10H173V9H172ZM223 10H222V11H223ZM244 10H245V9H244ZM244 10H243V11H244ZM249 10H250V9H249ZM249 10H248V12H249ZM8 11H9V10H8ZM18 11H19V10H18ZM68 11H69V10H68ZM72 11H73V10H72ZM72 11H71V12H72ZM77 11H78V10H77ZM79 11H80V10H79ZM84 11L88 12L87 10H84ZM89 11H90V10H89ZM91 11H92V10H91ZM91 11H90V12H91ZM168 11H169V10H168ZM168 11H167V12H168ZM207 11H208V10H207ZM254 11H255V10H254ZM13 12H14V11H13ZM16 12H17V11H16ZM63 12H64V11H63ZM90 12H88V14H89ZM94 12H95V11H94ZM154 12H155V11H154ZM220 12H219V13H220ZM224 12H225V11H224ZM259 12H260V14L263 16L261 19L258 18V17L260 16ZM55 13H56V12H55ZM96 13H97V12H96ZM160 13H161V11H160ZM174 13H175V12H174ZM176 13H177V12H176ZM219 13H218V14H219ZM222 13H223V12H222ZM242 13H243V15H242ZM246 13H247V12H246ZM262 13H263V11H262ZM16 14H17V13H16ZM16 14H15V15H16ZM60 14H62V13H60ZM92 14H93V13H92ZM92 14H90V15H92ZM135 14H136V13H135ZM156 14H157V13H156ZM167 14H168V13H167ZM180 14H182V13H180ZM226 14H227V17H228V18H226ZM240 14H241V16H240ZM258 14H259V15H258ZM12 15H13V14H12ZM27 15H28V14H27ZM133 15H134V14H133ZM138 15H139V14H138ZM169 15H170V14H169ZM248 15H249V14H248ZM257 15H258V16H257ZM16 16H17V15H16ZM16 16H15V17H16ZM28 16H29V15H28ZM31 16H32V15H31ZM53 16H54V14H53ZM61 16H62V15H61ZM63 16H64V15H63ZM66 16H67V15H66ZM172 16H173V15H172ZM177 16H178V15H176V17H177ZM219 16H220V17H219ZM239 16H240V17H239ZM252 16H253V17H252ZM64 17H65V16H64ZM105 17H106V16H105ZM136 17H137V16H136ZM214 17H213L212 19L215 20ZM218 17H219V18H218ZM229 17H231L232 19L229 18ZM260 17H261V16H260ZM62 18H63V17H62ZM223 18H225L226 20H227V19H229V20L231 19V20H230L231 23H232V21H234L233 18H236V19H235L236 22L234 21L232 24H230V21H229V22H225V19H223ZM0 19H1V18H0ZM13 19H14V18H13ZM58 19H59V18H58ZM66 19H67V18H66ZM66 19H65V20H66ZM87 19H88V18H87ZM87 19H86V20H87ZM95 19H96V18H93L92 20L89 19V20H91V22H92V21L94 22ZM137 19H138V18H137ZM241 19H242V18H241ZM248 19H249V18H248ZM257 19H258V20L260 19V20L257 21ZM17 20H18V19H17ZM239 20H240V19H239ZM4 21H5V18H4ZM6 21H8V20H6ZM31 21H32V20H31ZM57 21H58V20H57ZM66 21H67V20H66ZM212 21H213V20H212ZM219 21H217V22H218V25L221 26L222 23L219 24ZM32 22H33V21H32ZM68 22H69V21H68ZM72 22H73V21H72ZM84 22H85V20H84ZM95 22H96V20H95ZM104 22H107V21H104ZM199 22L202 23L203 25L208 26V21H207V20H204V18H203V20L200 19ZM217 22H216V23H217ZM258 22H259V23H258ZM5 23H6V22H5ZM29 23H30V22H29ZM185 23H187V22H185ZM214 23H215V21H214ZM73 24H74V23H73ZM236 24H234V25H236ZM250 24H251V25H250ZM71 25H72V24H71ZM112 25H113V24H112ZM186 25H187V24H186ZM212 25H214V24H212ZM216 25H217V24H216ZM218 25H217L216 27H218ZM224 25H222V27H220V30H219V31H221V30H226V31H227V29H223V27H224V28H227V27L224 26ZM234 25H233V26H234ZM243 25H244V26H243ZM255 25H256V26H255ZM3 26H4V25H3ZM86 26H87V25H86ZM214 26H215V25H214ZM5 27H6V26H4L3 28H5ZM26 27H27V26H26ZM26 27H25V28H26ZM115 27H116V26H115ZM115 27H114V28H115ZM146 27H147V26H146ZM216 27H215V29H216ZM235 27H237V26H235ZM112 28H113V27H112ZM112 28H111V29H112ZM116 28H117V27H116ZM138 28H139V27H138ZM165 28H166V26H165ZM165 28H164V29H165ZM174 28H175V27H174ZM212 28H214V27H212ZM230 28H232V27H229L228 29H230ZM237 28H238V27H237ZM28 29H29V28H28ZM70 29H71V28H70ZM142 29H143V28H142ZM145 29H146V28H145ZM148 29H149V28H148ZM148 29H146V30H148ZM182 29H183V27H182ZM215 29H214V30H215ZM218 29H219V28H218ZM218 29L215 30V32L217 31L216 33L219 34V36H221V37L224 36V40H223L222 38L219 39L220 37L218 38V36H217L218 39H217L216 37H214V38H216V39H214L213 36L211 35V33L208 32V31L206 32V34H205V33L203 34V39L207 40L208 37H209V41H210L209 44L211 45L210 48L206 45V46L209 48V49H208V48L206 47V48H207V51L209 50V53L211 54V55L209 54L211 57H210V56H206V57L212 58V53H213V55L215 54L214 57L217 56V57H216L217 60H215L214 58H212V60L217 61V63H220V61H219V60H220V57L223 56V55H220V56L218 57V54L222 53V52L225 50V48H226V51L228 50L229 52L232 53V54L230 53V59L233 57V59H231V60H232V62H231L232 64H231L230 66L233 67V68H232V69H229V68H230V67H229V68H227V70H233V71H229V72H228V71H224V72H223V71L221 70L222 72L220 73V75H222L223 73H225V75H227V73H228L230 76H233V75H235V74H234V71H235V73L238 75V76L236 75V77H237V78H240V77H243L245 74L243 75V74H242L243 72H242V73H240V74H242V76H241V75L239 76V74H238L239 70L244 69L243 71H245V70H248V69L250 70V69H252V68H254V70H255V69L258 70V73H259L260 71H261L260 73H262V71H263V69H264V63L262 64V61L264 62V59L261 60V61H259V62H256V61H255V59H256L255 57H256V55H258V53L255 55V52H253V51L256 50V45L259 44V41H260V39H261L260 37H262V39H261V41H260V42H261V43H260V47L262 46L263 48L261 47L259 54H260L261 52L264 51V50H263V49H264V46H263V45H264V39H263L264 35H263L262 33H258V35H259V34H262L263 36H259L260 39L257 38L258 36H256V35H257V31H258V30L254 31L253 28H252V29H253L252 32L254 33V35H255L256 37H254L253 33H252V35H253V37L255 38V40H254V39H251V40H250V38H252V35H251V34H247L248 36H249V35L251 36V37L249 36L250 38L248 37V40H249L248 42L250 43V41L252 42V40H253L254 43H253V42H252V43H253L255 46H253L252 43L249 44V43L247 42V38H246V39H245V40H246V43H248L249 46H248V45H245V49H244V51H246V48H248V47L250 48V47L253 46V48H250V49H254V47H255V50L252 51L253 55L250 54L251 56H253L254 62H251V60L253 61V59H252L251 57H248V59H247V56H250V55L248 54L249 52L247 51L248 53L245 52V53L247 54V56H246V55H243V56H245L244 58H246L248 61H249L250 58H251V59H250V62H248L246 59H245V60H246L247 62H245V60H243V62H245V65H244V63H243L242 60H241L242 57H241L240 60H239L241 63H240L239 61H238V63H237V59H236V61H234V60H235L234 55L236 54V52H235V54L233 55V52H234V51L232 52V50H235V48H234L231 44H228V43H230V42H228V39L226 40L227 33H228V35H229L227 38L230 37L229 40H230V39H231V40L233 39V36H232V38H231V36H230V34H229L230 30H229L227 33H225L224 31H221V32H222V35H221V34L218 32ZM234 29H235V28H234ZM249 29L252 30L251 27H250ZM1 30H2V29H1ZM124 30H125V29H124ZM143 30H144V29H143ZM165 30H166V29H165ZM167 30H168V29H167ZM174 30H175V29H174ZM176 30H178V29H176ZM232 30H233V28H232ZM247 30H248V29H247ZM247 30H246V31H247ZM250 30H248V31L250 32ZM125 31H126V30H125ZM144 31H145V30H144ZM233 31H234V30H233ZM235 31H236V30H235ZM235 31H234V32H235ZM237 31H238V29H237ZM237 31H236V33H237ZM243 31H241V32H243ZM246 31H245V32H246ZM259 31H258V32H259ZM114 32H115V31H114ZM116 32H117V31H116ZM151 32H152V31H151ZM164 32H165V31H164ZM173 32L176 33V31H173ZM180 32H181V31H180ZM211 32H212V31H211ZM84 33H85V32H84ZM123 33H124V32H123ZM125 33H126V32H125ZM146 33H147V32H146ZM175 33H174V36L177 35V34H175ZM202 33H203V32H202ZM202 33H201V36H202ZM223 33H224V35H223ZM243 33H244V32H243ZM250 33H251V32H250ZM0 34H1V33H0ZM212 34H213V32H212ZM217 34H216V35H217ZM232 34H233V33H232ZM234 34H235V33H234ZM245 34H246V33H245ZM76 35H78V34H76ZM76 35H75V36H76ZM144 35H145V34H144ZM170 35H171V34H170ZM235 35H236V34H235ZM235 35H234V36H235ZM160 36H161V35H160ZM172 36H173V35H172ZM195 36H196V35H195ZM207 36H208V37H207ZM13 37H14V36H12L11 39H13ZM80 37H81V36H80ZM134 37H135V36H134ZM161 37H162V36H161ZM165 37H166V36H165ZM176 37H177V36H176ZM198 37H199V36H198ZM211 37H212V39H211ZM235 37H237V36H235ZM241 37H242V36H241ZM243 37H244V35H243ZM245 37H247V36H245ZM31 38H33V37H31ZM88 38H89V37H88ZM162 38H163V37H162ZM237 38H238V37H237ZM256 38H257V39H256ZM164 39H165V38H164ZM177 39H178V37H177ZM198 39H199V38H198ZM79 40H80V39H79ZM166 40H167V39H166ZM191 40H192V39H191ZM218 40H223V41H225V42L227 41L226 43H225V42H224V43L226 44V46H227V45H228V46H227V47H226V46L223 47L222 44H224V43L221 44L222 41L219 42ZM231 40H230V41H231ZM234 40H236V39H234ZM234 40H233V42H235ZM239 40H240V39L238 38V41H236V42L239 43V42H240ZM241 40H242V39H241ZM256 40H259L257 44L255 43ZM262 40H263V41H262ZM82 41H83V40H82ZM82 41H81V42H82ZM163 41H164V43L166 42L165 40H163ZM196 41H198V40H196ZM34 42H36V41H34ZM135 42H136V41H135ZM201 42H202V40H201ZM201 42H200V43H201ZM242 42H243V40H242ZM262 42H263V43H262ZM37 43H39V42H37ZM131 43H132V42H131ZM190 43H191V42H190ZM193 43H195V42L193 41ZM196 43H197V42H196ZM232 44H233V45H236L237 43H236V44L232 43ZM35 45H36V44H35ZM187 45H188V43H187ZM187 45H186V46H187ZM204 45H205V44H204ZM237 45H238V44H237ZM250 45H251V46H250ZM10 46H12V45H10ZM144 46H146V45H144ZM189 46H190V44H189ZM238 46H239V49L237 48L235 51H237L238 54H239V53H241V52H239V51H241V48H242V47H240L241 45H238ZM246 46H247V47H246ZM258 46H259V45H257V49L259 50L260 47L258 48ZM191 47H192V46H191ZM194 47H195V46H194ZM200 47H201V45H200ZM200 47H199V48H200ZM204 47H205V46H204ZM232 47H233V48H232ZM235 47H236V46H235ZM183 48H184V46H183ZM187 48H189V47H187ZM187 48H186V49H187ZM196 48H197V47H196ZM196 48H195V49H196ZM0 49H2V48H0ZM184 49H185V48H184ZM184 49H182V50L184 51ZM186 49H185V50H186ZM190 49H191V48H189V50H190ZM210 49H211V51H210ZM2 50H3V49H2ZM189 50L187 49L186 51H188L189 53H192L193 49H191L192 51H191V50L189 51ZM197 50H198V48H197ZM202 50H203V51L206 50V49H205V50L203 49V44H202ZM212 50H213V51H212ZM242 50H243V49H242ZM261 50H263V51H261ZM7 51H8V50H7ZM18 51H19V50H18ZM130 51H131V50H130ZM207 51H206V52H207ZM228 51H227V52H228ZM250 51H251V50H250ZM2 52H3V51H2ZM10 52H11V51H10ZM144 52H145V51H144ZM151 52H152V51H151ZM193 52H194V51H193ZM196 52H197V51H196ZM196 52H195V54L197 55ZM198 52H199V51H198ZM229 52H228V53H229ZM4 53H5V52H4ZM200 53H202V52L200 51ZM223 53H225V52H223ZM228 53H226V55H224V57L226 56V60L223 59L224 57L221 58L223 61H222V63H221L219 66H221L223 69H224V67H225L224 65L227 66V65L230 64V60L228 61V58H229V56H228L229 54H228ZM263 53H264V52H263ZM148 54H149V53H148ZM175 54H178V52L175 51ZM180 54H181V52H180ZM216 54H217V55H216ZM227 54H228V55H227ZM238 54H236V55H238ZM241 54H242V53H241ZM243 54H244V53H243ZM0 55H1V54H0ZM3 55H4V54H3ZM7 55H8V54H7ZM59 55H60V54H59ZM129 55H130V54H129ZM184 55H185V54H184ZM187 55H188V54H187ZM187 55H185V56H183V57H186V59H187ZM205 55H208V52H207ZM232 55H233V56H232ZM236 55H235V57H237ZM260 55H261V54H260ZM260 55H259L258 57H260ZM5 56H6V55H4V57H5ZM9 56H10V55H9ZM9 56H8V57H9ZM149 56H150V55H149ZM149 56H148V57H149ZM181 56H182V54H181ZM190 56L192 57L193 55L191 54ZM190 56H189V57H190ZM199 56H200V54H199ZM201 56H202V55H201ZM254 56H255V57H254ZM2 57H3V56H2ZM21 57H22V55H21ZM24 57H25V55H24ZM191 57H190V58H191ZM194 57H197V56H194ZM203 57H205V56L203 55ZM263 57H264V56H263ZM9 58H10V57H9ZM60 58H61V57H60ZM127 58H128V56H127ZM130 58H131V57H130ZM181 58H182V57H181ZM209 58H208V59H209ZM244 58H243V59H244ZM61 59H62V58H61ZM196 59H198V58H196ZM199 59H200V58H199ZM204 59H205V58H204ZM238 59H239V58H238ZM2 60H3V59H2ZM2 60H1V61H2ZM24 60H26V59H24ZM27 60H28V59H27ZM27 60H26V63H27ZM54 60H55V59H54ZM62 60H63V59H62ZM176 60H177V59H176ZM179 60H180V59H179ZM193 60H195V59H193ZM205 60H207V59H205ZM4 61H5V60H3V63H4ZM9 61H10V59H9ZM149 61H150V60H149ZM187 61H188V60H187ZM224 61H226V62H224ZM11 62H13V61H11ZM130 62H131V61H130ZM189 62H190V61H189ZM198 62H199V61H198ZM201 62H202V61H201ZM201 62H199V63H201ZM210 62H211V61H210ZM210 62H209V63H210ZM212 62H213V61H212ZM223 62H224L225 64H223ZM227 62H228L229 64H227ZM255 62H256V64H257V66H259V63H261L260 65H262V68H261L260 66H259V67H260L262 70H261V69H258V67L255 66ZM6 63H7V62H6ZM133 63H134V62H133ZM133 63H132V65H133ZM179 63H180V61H179ZM215 63H216V62H215ZM217 63H216V64H217ZM239 63L241 64L240 66H238ZM242 63H243V64H242ZM246 63H247L248 65H247ZM13 64H14V62H13ZM28 64H29V63H28ZM184 64H185V62H184ZM197 64H198V63H197ZM203 64H205V63L203 62ZM203 64H200V66H201L202 68H204V66H205V65L203 66ZM216 64H215V65H216ZM222 64H223V66H222ZM20 65L23 66L24 64L22 65V64L20 63ZM20 65H19V66H20ZM26 65H27V64H26ZM206 65L208 66L207 63H206ZM209 65H210V64H209ZM243 65H244V68H242ZM10 66H13V65L11 64ZM126 66H127V65H126ZM164 66H165V64H164ZM197 66H198V65H197ZM197 66H196V64H195V67H197ZM200 66H199V68H200ZM207 66H206V69H207ZM252 66H253V67H252ZM113 67H114V66H113ZM119 67H120V66H119ZM131 67H132V66H131ZM192 67H193V65H192ZM195 67H193L192 69H194ZM210 67H211V66H210ZM210 67H209V69L212 70V67H211V68H210ZM25 68H26V67H25ZM27 68H28V67H27ZM132 68H133V67H132ZM199 68H197V69H199ZM225 68H226V67H225ZM93 69H94V68H93ZM118 69H120V68H118ZM121 69H122V68H121ZM129 69H131V68L129 67ZM157 69H158V68H157ZM209 69H208V71H209ZM214 69H215V68H214ZM217 69H218V66H217ZM217 69H216V70H217ZM76 70L78 71L79 69L77 68ZM225 70H226V69H225ZM249 70H248V71H249ZM254 70H253V71H254ZM256 70H255V71H256ZM259 70H260V71H259ZM182 71H183V70H182ZM198 71H199V70H198ZM218 71H219V69H218ZM218 71H216V72H218ZM237 71H238V72H237ZM250 71H251V70H250ZM136 72H137V71H136ZM165 72H166V71H165ZM199 72L201 73V72H203V71L200 70ZM204 72H205V71H204ZM226 72H227V73H226ZM245 72H246V71H245ZM79 73H80V72H79ZM127 73H128V72H127ZM129 73H130V72H129ZM153 73H154V72H153ZM160 73H161V72H160ZM184 73H185V72H184ZM188 73H189V72H188ZM195 73H196V72H195ZM205 73H206V72H205ZM208 73H209V74H212V76H213V74L218 75L217 73H214V71H213V73H211V72H207V74H208ZM256 73H257V72H255L254 75H255ZM258 73H257V74H258ZM125 74H126V73H125ZM176 74H177V72H176ZM185 74H186V73H185ZM197 74H199V73H196V75H197ZM209 74H208V75H209ZM251 74H252V73H251ZM251 74H250V72H248V74H247V75H248V79H249V77L251 78ZM200 75H202V74H200ZM223 75H224V74H223ZM229 75H228V76H229ZM249 75H250V76H249ZM261 75H262V74H261ZM263 75H264V72H263ZM124 76H125V75H124ZM128 76H129V75H128ZM148 76H149V75H148ZM151 76H152V75H151ZM162 76H163V75H162ZM182 76H183V75H182ZM210 76H211V75H210ZM210 76H209V77H210ZM214 76H215V75H214ZM230 76H229V77H230ZM245 76H246V75H245ZM255 76H256V75H255ZM258 76H259V74H258ZM125 77H126V76H125ZM141 77H142V76H141ZM145 77H146V76H145ZM160 77H161V76H160ZM206 77H208V76H206ZM215 77H217V76H215ZM218 77H219V76H218ZM218 77H217V78H218ZM226 77H227V76H226ZM256 77H257V76H256ZM156 78H157V77H156ZM161 78H162V77H161ZM173 78H176V77H172V80H173ZM177 78H178V77H177ZM210 78H211V77H210ZM210 78H209V79H210ZM221 78H222V77H221ZM223 78H224V77H223ZM223 78H222V81H219V80H221L220 78H218L219 80L217 79L218 82H219V85H218V84H217V83H218L217 80L215 79L216 81H214V79H213V77H212V78H211L212 80H210V83H208V85L210 84L208 87L211 88L210 86L212 85V87H213V85L215 86V84L218 85V87H220V86L222 85V84L220 85V82H223L224 80L227 82L226 79H228V78H226V79H223ZM231 78H232V77H231ZM231 78H230V79H231ZM233 78H235V77L233 76ZM233 78H232V79H233ZM246 78H247V76L244 77V78H241V79L244 80V82L248 83L249 80L246 81V80H247ZM253 78H254V77H253ZM138 79H139V78H138ZM142 79H143V77H142ZM194 79H195V77H194ZM200 79H201V78H200ZM230 79H228V80H230ZM241 79H240V80H241ZM245 79H246V80H245ZM258 79H261V77L258 78ZM124 80H125V79H124ZM146 80H147V79H146ZM149 80H150V79H149ZM152 80H153V79H152ZM157 80H159V79L157 78ZM207 80H208V79H207ZM207 80H206V81H207ZM236 80H237V79H236ZM250 80H251V79H250ZM262 80H264V79L262 78ZM126 81H127V80H126ZM129 81H130V80H129ZM134 81H135V80H134ZM155 81H156V80H155ZM188 81H189V80H188ZM190 81H191V80H190ZM192 81H193V79H192ZM197 81H198V79H197ZM212 81H213V82H217V83H213ZM256 81H257V80H256ZM260 81H261V80H260ZM260 81H259V82H260ZM157 82H158V81H157ZM159 82H160V80H159ZM159 82H158V83H159ZM178 82H179V81H178ZM180 82H181V81H180ZM208 82H209V81H208ZM226 82H223V83H226ZM230 82H232V80H231ZM237 82H238V81H237ZM242 82H243V81H242ZM244 82H243V83H244ZM252 82H253V81H252ZM261 82H262V81H261ZM123 83H124V82H123ZM125 83H126V82H125ZM138 83H139V82H138ZM142 83H143V82H142ZM191 83H192V82H191ZM212 83H213V84H212ZM227 83H228V82H227ZM243 83H242V84H243ZM256 83H257V82H256ZM263 83H264V81H263ZM229 84H230V83H229ZM229 84H226V85H229ZM233 84H234V80H233ZM239 84H240V83H239ZM239 84H238V85H239ZM248 84H249V83H248ZM253 84H254V83H253ZM261 84H262V83H261ZM127 85H128V84H127ZM153 85H154V84H153ZM226 85H225V86H226ZM236 85H237V84H236ZM249 85H250V87L252 88L253 85H252V84H249ZM251 85H252V86H251ZM256 85H257V84H256ZM256 85H255V86H256ZM259 85H260V84H259ZM3 86H4V85H3ZM154 86H155V85H154ZM204 86H205V85H204ZM230 86L233 87V86H235V85H230ZM230 86H228V87H230ZM241 86H242V85H241ZM243 86H244V84H243ZM247 86H248V85H247ZM255 86H254V88H255V92H256V90H257V92H259L260 95H259V97H257V95L254 93V95H255L254 97H257V98L259 99V98L262 96L263 98L261 97V99H259V100H262V99L264 100V96H263V95H264V94H263V92H264L263 89H264V88H263V89L261 88V89H262V93H260L261 90L259 91V87L257 88V87H255ZM257 86H258V85H257ZM6 87H7V86H6ZM222 87H224V85H223ZM262 87H263V86H262ZM46 88H47V87H46ZM121 88H123V87L121 86ZM209 88L207 89V92H208V90H209V92H211V93H212L213 91H216V90H214V88H213V91H210L211 89H209ZM224 88H225V87H224ZM224 88H223V89H224ZM233 88H234V87H233ZM233 88L231 89V92H232V90H234ZM256 88H257V89H256ZM6 89H7V88H6ZM48 89H49V88H48ZM177 89H178V88H177ZM215 89L218 90V88H216V86H215ZM229 89H230V88H228V90H229ZM239 89H240V88H239ZM239 89H237L236 86H235V93L238 92V91H239L240 93H242V91H240ZM242 89H243V87H242ZM247 89H249V88H247ZM49 90H51V89H49ZM127 90H128V89H127ZM199 90H202V89H199ZM199 90H198V92H199ZM225 90L228 91V90H227V87L225 88ZM236 90H238V91H236ZM3 91H4V90H3ZM124 91H126V90H124ZM129 91H130V89H129ZM129 91H128V92H129ZM205 91H206V89L204 90V93H205ZM226 91H225V92H226ZM251 91H252V89H251ZM60 92H61V91H60ZM122 92H123V90H122ZM130 92H131V91H130ZM130 92H129V93H130ZM132 92H135V90H133ZM216 92H217V91H216ZM216 92H215V94H216ZM229 92H230V91H229ZM233 92H234V91H233ZM247 92H248V91H247ZM252 92H253V91H252ZM178 93H179V92H178ZM244 93H246V91H245ZM244 93H243V94H244ZM0 94H1V93H0ZM49 94H50V93H49ZM134 94H135V93H134ZM205 94H206V96H207V93H205ZM212 94H213V93H212ZM251 94H252V93H251ZM257 94H258V93H257ZM261 94H263V95H261ZM62 95H63V94H62ZM116 95H117V94H116ZM196 95H197V94H196ZM201 95H202V93H201ZM239 95H241V98H242V96H244L245 94H244V95H242V94H238L237 96H236V95H231V96H230L229 93H228V97H229V98L227 97V95H226L227 98H225L226 101H227V99H228L227 104H228L232 99H233L232 101H238L237 98L239 97ZM117 96H118V95H117ZM132 96H133V94H132ZM189 96H190V95H189ZM192 96H193V95H192ZM192 96H191V97H192ZM204 96H205V95H204ZM224 96H225V95H224ZM233 96H236L237 98H236V97H233ZM196 97H197V96H196ZM231 97H232V99H231ZM4 98H5V97H4ZM120 98H121V97H120ZM202 98H203V97H202ZM223 98H224V97H223ZM239 98H240V97H239ZM241 98H240V99H241ZM245 98H246V97H245ZM252 98H253V97H252ZM198 99H200V98H198ZM204 99H205V98H204ZM204 99H203V100H204ZM236 99H237V100H236ZM258 99H253V100H254V103L257 102V101H259ZM5 100H6V99H5ZM125 100L127 101V99H125ZM141 100H142V98H141ZM203 100H202V102H204ZM221 100H222V99H221ZM255 100H257V101H255ZM73 101H74V100H73ZM119 101H120V100H119ZM136 101H137V100H136ZM136 101H135V102H136ZM239 101H240V100H239ZM241 101H242V100H241ZM74 102H75V101H74ZM220 102H221V101H220ZM224 102H225V101H224ZM260 102H261V101H260ZM1 103H2V102H1ZM78 103H79V102H78ZM250 103H251V102H250ZM250 103H248V104H246V105H249ZM261 103L264 104V101H262ZM27 104L29 105V110H28V111H25V114H27V113L30 114V111H31V101L28 100V101H27ZM168 104H169V103H168ZM225 104H226V102H225ZM234 104L237 105V103H234ZM234 104H233V106L229 104L230 106L233 107V108L230 107V109L232 108V109L230 110V111H231L230 113H233L234 116H236V115H238V113H237V110H236V108H235L236 105H234ZM242 104L245 105L244 103H242ZM256 104H257V103H256ZM256 104H255V105H256ZM204 105H205V104H204ZM221 105H222V104H221ZM250 105H252L251 108H253V105H254V104H253V101H252V104H250ZM257 105H258V107H259V102H258ZM2 106H3V105H2ZM2 106H1V107H2ZM35 106H36V105H35ZM78 106H81V104H79ZM161 106H163V105H161ZM181 106H182V105H181ZM237 106H239V105H237ZM261 106H262V104H261ZM261 106H260V107H261ZM1 107H0V108H1ZM5 107H7V106H5ZM37 107H38V106H37ZM42 107H44V105H43ZM60 107H61V106H60ZM93 107H94V106H93ZM221 107H222V106H221ZM226 107H227V109H228L229 106H226ZM249 107H250V106H249ZM255 107H256V106H255ZM255 107H254V108H255ZM260 107H259V108H260ZM39 108H40V106H39ZM62 108H63V107H62ZM62 108H61V109H62ZM77 108H78V107H77ZM82 108H83V107H82ZM237 108H238V107H237ZM63 109H64V108H63ZM65 109H66V108H65ZM90 109H91V108H89V110H90ZM92 109H93V108H92ZM210 109H211V108H210ZM257 109H258V108H257ZM22 110H23V109H22ZM78 110L80 111V109H78ZM93 110H94V109H93ZM93 110H92V111H93ZM95 110H96V109H95ZM95 110H94V112L97 111V110H96V111H95ZM228 110H229V109H228ZM233 110H236V111H235L236 113L232 112ZM246 110H248V109L246 108ZM251 110H253V109H251ZM262 110H263V111H262ZM3 111H4V110H3ZM38 111H40V110H38ZM43 111H44V110H43ZM43 111H42V112H43ZM62 111H63V110H62ZM67 111H68V110H67ZM87 111H88V109H87ZM210 111H211V110H210ZM240 111H243V109L241 110V109L239 108L238 112H240ZM256 111H257V110H256ZM258 111H262V112L264 113V108L262 107L261 110H258ZM31 112H32V111H31ZM40 112H41V111H40ZM44 112H45V111H44ZM63 112H64V111H63ZM215 112H216V111H215ZM243 112H245V111H243ZM247 112H248V111H247ZM251 112H252V113H256V112H253V111H251ZM4 113H5V112H4ZM207 113H210V112H208V110H207ZM216 113H218V111H217ZM216 113H214V114H216ZM228 113H229V111H228ZM230 113H229L230 116H228L227 113L225 114V115L228 116L227 118L231 117V115L233 116V114H230ZM252 113H251V114H252ZM263 113L261 114V116H264ZM5 114H7V113H5ZM22 114H23V111H21V115H22ZM34 114H36V113H34ZM94 114H95V113H94ZM235 114H236V115H235ZM240 114H241V112H240ZM244 114H245V113H244ZM249 114H250V112H249ZM9 115H10V114H9ZM37 115H38V114H37ZM66 115H68V114H66ZM99 115H100V114H99ZM99 115H98V116H99ZM207 115H208V114H207ZM216 115H217V114H216ZM216 115H215V116H216ZM219 115H222V113H219ZM225 115L223 114V116H224L223 118L226 117ZM241 115H243V114H241ZM253 115H255V114H253ZM257 115H259V114H257ZM4 116H5V115H3V118H4ZM6 116H7V115H6ZM22 116H23V115H22ZM29 116H30V115H26V118H28ZM69 116H70V115H69ZM210 116H213V113H211ZM250 116H251V115H250ZM66 117H67V116H66ZM91 117H92V115H91ZM94 117H95V116H94ZM108 117H109V116H108ZM221 117H222V116H218V118H216V119H217V120L220 119L221 122H222L223 119H221ZM236 117H237V116H236ZM236 117H234L233 119H236ZM239 117H241V116L238 115V119H240ZM244 117H245V116H244ZM251 117H252V116H251ZM3 118H2V119H3ZM26 118H25V120H26ZM87 118H88V117H87ZM98 118H99V117H98ZM98 118H97V121H98ZM100 118H101V115H100ZM242 118H243V116L241 117V119H242ZM252 118H253V117H252ZM262 118H263V117H262ZM2 119H0V120L4 123V121H3ZM12 119H13V117H12ZM17 119H18V118H17ZM34 119H35V118H34ZM75 119H76V118H75ZM84 119H85V118H84ZM88 119H89V118H88ZM90 119H92V118H90ZM229 119H230V118H229ZM233 119H232V120H233ZM244 119H245V118H244ZM256 119H259V116H258V118H256ZM256 119H255V117H254V120H256ZM260 119H261V117H260ZM7 120H9V119H7ZM14 120H15V119H14ZM68 120H69V117H68ZM92 120H93V119H92ZM147 120H148V119H147ZM149 120H150V119H149ZM225 120H226V119H224V121H225ZM245 120H246V119H245ZM245 120H244V121H245ZM35 121H36V120H35ZM63 121H64V120H63ZM70 121H71V120H70ZM85 121H86V120H85ZM93 121H94V120H93ZM100 121H102V120L100 119ZM103 121H104V120H103ZM103 121H102V122H103ZM157 121H158V120H157ZM224 121H223V123H227L226 125H228V122H229L230 120L228 121V119H227V122H224ZM236 121H237V123H239L240 121L242 122V120H240V121L236 120ZM256 121H257V120H256ZM7 122H8V121H7ZM37 122H38V121H37ZM66 122H67V121H66ZM160 122H161V121H160ZM160 122H159V123H160ZM213 122H214V121H213ZM221 122H220V125H222V127L225 126V124L223 125V124H221ZM231 122H232V121H231ZM241 122H240V124L242 125L243 122H242V123H241ZM253 122L255 123V121H253ZM258 122L261 124V123H262V119H261V121H258ZM258 122H256V123L258 124ZM3 123H2V124H3ZM5 123H6V122H5ZM5 123H4V124H5ZM20 123H21V122H20ZM88 123H89V122H88ZM215 123H216V122H215ZM232 123H233V122H232ZM232 123L229 124V125H232ZM234 123H235V121H234ZM237 123H236V124H237ZM249 123H250V121H249ZM4 124H3V125H4ZM21 124H22V123H21ZM64 124H65V123H64ZM69 124H70V123H69ZM69 124H68V125H69ZM92 124H93V122H92ZM98 124H99V121H98ZM111 124H112V123H111ZM113 124H114V123H113ZM113 124H112V126H110L111 128L113 127ZM216 124H217V123H216ZM216 124H214V126H215ZM240 124H238V125L240 126ZM250 124H252V123H250ZM257 124H255L254 126H252L251 129H253V127H259V126H256ZM3 125H2V127L0 126V128H3ZM6 125H7V124H6ZM66 125H67V124H66ZM89 125H91V124H89ZM89 125H88V126H89ZM100 125H104V124L100 123ZM148 125H149V124H148ZM155 125H156V124H155ZM247 125H248V124H247ZM258 125H259V124H258ZM26 126H27V125H26V121H24V122H23V127H24L25 129H27ZM114 126H115V125H114ZM234 126H235V125H234ZM234 126H232V127H234ZM262 126L264 127V124H263ZM262 126H260V127H262ZM6 127H7V126H5V128H6ZM8 127H9V126H8ZM20 127H21V126H20ZM69 127H70V126H69ZM91 127L94 128V126H91ZM158 127H159V126H158ZM219 127H220V126H219ZM229 127H230V126H229ZM10 128H11V127H10ZM66 128H67V127H66ZM102 128H103V127L101 126V129H102ZM141 128H142V127H141ZM226 128H227V126H226ZM235 128H236V126H235ZM68 129H69V128H68ZM114 129H115V128H114ZM137 129H138V128H137ZM145 129H146V128H145ZM149 129H150V128H149ZM207 129H208V127H207ZM217 129H218V128H217ZM219 129H220V128H219ZM230 129H231V128H230ZM230 129H229V130H230ZM240 129H241V128H240ZM244 129H245V126H244ZM247 129H249L248 126H247ZM247 129H245V130H247ZM251 129H250L249 131H251ZM260 129L262 130V128H260ZM1 130H2V129H1ZM4 130H5V129H3L2 131H4ZM9 130H11V129H9ZM9 130H8V131H9ZM111 130H112V129H110V131H111ZM2 131H1V132H2ZM13 131H14V130H13ZM15 131H16V130H15ZM67 131H68V130H67ZM108 131H109V128H108ZM112 131H113V130H112ZM134 131H135V130H134ZM137 131H138V130H137ZM157 131H158V130H157ZM186 131H187V130H186ZM207 131H208V130H207ZM210 131H211V130H210ZM214 131H215V130H214ZM231 131H232V130H231ZM252 131H253V130H252ZM263 131H264V128H263L262 132H263ZM143 132H144V131H143ZM215 132H217V131H215ZM221 132H222V131H221ZM239 132H240V131H239ZM3 133H7V134H9L10 132L8 133V132L4 131ZM97 133H98V132H97ZM108 133H109V132H108ZM144 133H145V132H144ZM146 133H147V132H146ZM149 133H150V132H149ZM246 133H247V132H246ZM252 133H254V131H253ZM256 133H257V131H256ZM258 133H261V131L258 132ZM0 134H2V133H0ZM7 134H5V135L7 136ZM115 134H116V133H115ZM159 134H160V133H159ZM222 134H223V133H222ZM262 134H264V132H263ZM262 134H261V135H262ZM94 135H95V134H94ZM143 135H144V134H143ZM217 135L219 136L220 134H217ZM223 135H226V134H223ZM256 135H257V134H256ZM261 135H260V136L258 135V136H259V137H262ZM1 136H3V134H2ZM6 136H5V137H6ZM117 136H118V135H117ZM147 136H148V135H147ZM246 136L248 137V135H246ZM8 137H9V136H8ZM8 137H6V139H7ZM95 137H97V136H95ZM118 137H119V136H118ZM150 137H151V136H150ZM150 137H149V138H150ZM220 137H221V136H220ZM226 137L228 138V136H226ZM226 137H224V138L226 139ZM229 137H230V136H229ZM249 137H250V136H249ZM249 137H248V138H249ZM253 137H254V136H253ZM259 137H257L256 141H254V140H253V141H254V142H259L260 139H262V141H263L264 138H260V139H259ZM92 138H93V137H92ZM140 138H141V137H140ZM145 138H147V137H145ZM9 139H10V137H9ZM9 139H8V140H9ZM147 139H148V138H147ZM228 139H229V138H228ZM228 139H227V140H228ZM252 139H253V138H252ZM258 139H259V140H258ZM1 140L3 141V139H1ZM4 140H5V139H4ZM8 140H7V141H8ZM92 140H93V139H92ZM157 140H158V139H157ZM230 140H231V138L229 139L228 142H231ZM5 141H6V140H5ZM10 141H11V140H10ZM154 141H155V140H154ZM232 141H233V140H232ZM251 141H252V140H251ZM262 141H260V142H262ZM0 142H1V141H0ZM26 142H27V141H26ZM141 142H142V141H141ZM194 142H195V141H194ZM194 142H193V143H194ZM233 142H234V141H233ZM3 143H4V142H3ZM241 143H243V142L241 141ZM6 144H7V143H6ZM9 144H10V142H9ZM48 144H49V143H48ZM146 144H147V143H146ZM151 144H152V143H151ZM177 144H178V143H177ZM10 145H11V144H10ZM10 145H9V146H10ZM110 145H113V144H110ZM189 145H190V144H189ZM192 145H193V144H192ZM262 145H263V144H262ZM262 145L259 146V143H258V149H256V150H259V151H257L258 154H257L256 152L253 153V154H251L250 151H248V152L250 153V154L248 153V156H250L249 160L251 159V156H252V155H255V156H256V154H257L258 156H256V158H258V159H259V156H260V157H263V156H264V154H261V153L263 152V151H261L262 149H261V150L259 149L260 147H262V148L264 149V146H262ZM4 146H6V145H4ZM7 146H8V145H7ZM7 146H6V147H7ZM12 146H14V145H12ZM231 146H232V145H231ZM231 146H230V147H231ZM193 147H194V146H193ZM193 147H192V148H193ZM232 147H233V146H232ZM234 147H235V145H234ZM11 148H13V147H11ZM11 148H10V150H11ZM26 148H27V147H26ZM36 148H37V147H36ZM41 148H42V147H41ZM43 148H44V147H43ZM159 148H160V147H159ZM189 148H190V147H189ZM235 148H236V147H235ZM237 148H238V150L240 149L239 147H237ZM14 149H15V148H14ZM132 149H133V148H132ZM230 149H231V148H230ZM19 150H20V149H19ZM19 150H18V151H19ZM21 150H22V149H21ZM232 150H233V149H231V152L234 151V150H233V151H232ZM238 150H235V151H238ZM11 151H13V150H11ZM45 151H47V150H45ZM240 151H241V150H240ZM242 151H243V149H242ZM37 152H38V151H37ZM152 152H153V151H152ZM259 152H260V153H259ZM186 153H187V152H186ZM196 153H197V152H196ZM233 153H234V152H233ZM241 153H243V152H241ZM241 153L239 152V154H241ZM263 153H264V152H263ZM11 154H12V152H11ZM76 154H77V153H76ZM114 154H115V153H114ZM150 154H151V153H150ZM158 154H159V153H158ZM177 154H178V153H177ZM25 155H26V154H25ZM195 155H196V154H195ZM199 155H200V154H199ZM224 155H225V154H224ZM243 155H244V154H243ZM243 155H242V156H243ZM262 155H263V156H262ZM39 156H40V155H39ZM47 156H49V155H47ZM47 156H46V157H47ZM227 156H228V155H227ZM231 156H232V155H231ZM238 156H239V155H238ZM238 156H237V157H238ZM242 156H241V157L239 156L240 158L238 157L239 160L242 158ZM244 156H245V155H244ZM24 157H26V156H24ZM153 157H154V156H153ZM225 157H226V155L224 156V158H225ZM234 157H235V156H234ZM237 157H235L236 160H237ZM253 157H254V156H252V158H253ZM125 158H126V157H125ZM256 158H253V159H256ZM263 158H264V157H263ZM263 158H262V159H263ZM47 159H48V158H47ZM152 159H153V158H152ZM154 159H155V158H154ZM226 159H227V158H226ZM253 159H252V160H253ZM258 159H256V162H257ZM262 159H261V160L259 159L260 161L258 160V162H261ZM13 160H14V159H13ZM133 160H134V159H133ZM133 160H132V161H133ZM173 160H174V159H173ZM224 160H225V159H224ZM243 160H244V161H247L246 159H243ZM243 160L240 161V162H241V163L244 162ZM252 160H251V161H252ZM11 161H12V160H11ZM102 161H103V160H102ZM115 161H116V160H115ZM228 161H229V160H228ZM251 161H250V162H251ZM1 162H3V161H1ZM1 162H0V163H1ZM4 162H5V161H4ZM105 162H106V161H105ZM105 162H104V163H105ZM134 162H135V161H134ZM159 162H160V161H159ZM229 162L231 163V162H233V161H229ZM263 162H264V161H263ZM45 163H46V162H45ZM50 163H51V162H50ZM116 163H117V162H116ZM198 163H200V162H198ZM225 163H226V162H225ZM230 163H229V164H230ZM1 164H2V166H4V165L7 164V162H6V163H1ZM11 164H12V162H11ZM105 164H107V163H105ZM155 164H156V163H155ZM157 164H158V163H157ZM227 164H228V162L226 163V165H227ZM229 164H228V165H229ZM231 164H232V163H231ZM231 164H230V165H231ZM242 164H243V163H242ZM12 165H13V164H12ZM19 165H20V164H19ZM94 165H95V164H94ZM94 165H93V166H94ZM112 165H114V163H113ZM169 165H170V164H169ZM234 165H235V164H234ZM243 165L245 166L246 164L244 163ZM8 166H9V165H8ZM20 166H21V165H20ZM103 166H104V165H103ZM117 166H118V163H117ZM138 166H139V165H138ZM159 166H161V165L159 164ZM159 166H158V167H159ZM239 166H240V164H239ZM244 166H243V170H242V172H244L245 170L247 171V170L250 168V167H246V166H245V167H246V168H245ZM248 166H249V165H248ZM9 167L14 168L13 166H9ZM105 167H106V166H105ZM105 167H103V168H105ZM161 167H163V166H161ZM161 167H160V168H161ZM235 167L238 168V166H233V167L230 166L231 169H233V168H235ZM254 167H255V166H254ZM114 168H115V167H114ZM189 168H190V167H189ZM237 168H236V169H237ZM244 168H245V169H244ZM247 168H248V169H247ZM10 169H11V168H10ZM10 169H9V170H10ZM133 169H134V168H133ZM157 169H158V168H157ZM239 169H240V168H239ZM251 169H252V168H251ZM251 169H249V172H251L250 175H251L252 177H253V175H254L255 177H257V176L255 175L256 171L253 173L254 170L252 169V171H251ZM258 169H259V168H258ZM28 170H29V169H28ZM109 170H110V168H109ZM159 170H160V169H159ZM165 170H166V169H165ZM26 171H27V170H26ZM105 171H106V170H105ZM246 171H245V172H246ZM8 172H9V171H8ZM112 172H113V171H112ZM195 172H196V170H195ZM195 172H193V174H195ZM232 172H233V171H232ZM261 172H262V171H261ZM41 173H42V172H41ZM100 173H101V172H100ZM109 173H110V172H109ZM109 173H108V175H109ZM127 173H128V172H127ZM135 173H136V172H135ZM257 173H258V172H257ZM257 173H256V174H257ZM7 174H8V173H7ZM42 174H43V173H42ZM44 174H46V173H44ZM123 174H124V173H123ZM187 174H189V173H187ZM193 174H191V175H193ZM252 174H253V175H252ZM28 175H29V174H28ZM110 175H111V173H110ZM113 175H114V174H113ZM130 175H131V174H130ZM245 175H247V174H245ZM250 175H248L247 177L250 178ZM257 175H258V174H257ZM262 175H263V173H262ZM11 176H12V175H11ZM105 176H106V175H105ZM127 176H128V175H127ZM163 176H164V175H163ZM185 176H187V175H185ZM185 176H184V177H185ZM194 176H197V177H198L199 175L195 174ZM194 176H191V177H194ZM259 176H260V174H259ZM263 176H264V175H263ZM110 177H111V176H110ZM110 177H109V178H110ZM112 177H113V176H112ZM121 177H122V176H121ZM125 177H126V176H125ZM128 177H129V176H128ZM172 177H173V176H172ZM181 177H182V176H180L179 178H181ZM247 177H246L245 179H243V180L246 181V180H247ZM10 178H11V177H10ZM82 178H83V177H82ZM107 178H108V177H107ZM141 178H142V177H141ZM158 178H159V177H158ZM163 178L165 179L166 177L164 176ZM175 178H176V177H175ZM195 178H196V177H194V179H195ZM198 178H199V177H198ZM198 178H196V179H198ZM213 178H214V177H213ZM216 178H217V177H216ZM262 178H263V177H262ZM3 179H4V178H3ZM105 179H106V178H105ZM114 179L116 180L115 177H114ZM114 179H112V180H114ZM161 179H162V178H161ZM161 179H160V180H161ZM181 179H182V178H181ZM258 179L260 180L261 178H258ZM258 179L255 178L256 181H257ZM4 180H6V179H4ZM4 180H3V181H4ZM14 180H15V179H14ZM25 180H26V179H25ZM55 180H56V179H55ZM131 180H132V179H131ZM162 180H163V179H162ZM165 180H166V179H165ZM183 180H184V179H183ZM183 180H180V181L182 182ZM250 180H252V179L250 178ZM255 180H254V177H253V181H255ZM16 181H17V180H16ZM19 181H20V180H19ZM23 181H24V180H23ZM44 181H45V180H44ZM127 181H130V178H129ZM166 181H168V180H166ZM190 181H191V180H190ZM190 181L187 179L186 182H190ZM215 181H216V180H215ZM223 181H224V180H223ZM261 181H262V180H261ZM13 182H14V181H13ZM55 182H56V181H55ZM105 182H106V181H105ZM115 182L117 183V180H116ZM130 182H131V181H130ZM140 182H141V181H139V183H140ZM170 182H171V181H170ZM184 182H185V181H184ZM202 182H203V181H202ZM205 182H206V180H205ZM205 182H203V183H205ZM207 182H208V181H207ZM219 182H220V181H219ZM4 183H5V182H4ZM23 183H24V182H23ZM31 183H32V182H31ZM43 183H44V182H43ZM110 183H112V185H113L114 182L112 181V182H110ZM110 183H108V184H110ZM241 183H242V182H241ZM241 183H240V184H241ZM244 183H245V182H244ZM256 183H257V182H256ZM5 184H6V183H5ZM7 184H8V183H7ZM7 184H6V185H7ZM11 184H12L13 186H15L13 183H11ZM140 184H141V183H140ZM174 184H175V183H174ZM191 184H192V183H191ZM230 184H232V183H230ZM262 184H263V186H264V182H262ZM8 185H9V187H11L10 184H8ZM29 185H31V184L29 183ZM115 185H116V184H115ZM137 185H138V184H137ZM182 185H184V184H182ZM193 185H194V184H193ZM193 185H192V187H193ZM203 185H204V184H203ZM253 185H254V184H253ZM17 186H18V185H17ZM33 186H34V185H33ZM81 186H82V185H81ZM130 186H131V185H130ZM139 186H140V185H139ZM139 186H138V187H139ZM174 186H176V185H174ZM180 186H181V184H180ZM184 186H185V185H184ZM199 186H200V185H199ZM5 187H6V186H5ZM5 187H4V189L7 190ZM22 187H23V186H22ZM113 187H114V186H113ZM113 187H112V188H113ZM115 187H116V186H115ZM149 187H150V186H149ZM186 187H187V186H186ZM186 187H184V188H186ZM197 187H198V186H197ZM201 187H202V186H201ZM257 187H258V186H256L255 191L258 192L259 190H257V189H258ZM0 188H1V187H0ZM25 188H26V187H25ZM27 188H29V186H27ZM56 188H57V187H56ZM76 188H77V187H76ZM95 188H96V187H95ZM95 188H94V189H95ZM99 188H100V187H99ZM109 188H110V187H109ZM112 188H111V189H112ZM136 188H137V187H136ZM136 188H135V189H136ZM168 188H169V187H168ZM179 188H180V187H179ZM184 188H183V189H184ZM202 188H203V187H202ZM259 188H260V191H261L260 193H264V187H260V184H259ZM1 189H2V188H1ZM79 189H80V188H79ZM81 189H83V188H81ZM106 189H107V188H106ZM183 189H182V190H183ZM187 189H188V188H187ZM197 189H199V188H197ZM2 190H3V189H2ZM18 190H19V189H18ZM92 190H93V189H92ZM112 190H113V189H112ZM116 190H117V189H116ZM120 190H121V189H120ZM133 190H134V189H133ZM145 190H146V188H145ZM145 190H143V191H145ZM147 190H148V189H147ZM175 190H176V189H175ZM184 190H185V189H184ZM234 190H235V189H234ZM10 191L12 192V190H9V192H10ZM61 191H62V190H61ZM83 191H84V190H83ZM130 191H132V190H130ZM143 191H141V192H143ZM168 191H169V190H168ZM171 191H172V190H171ZM178 191H179V190H178ZM252 191H253V190H252ZM9 192H8V193H9ZM14 192H15V191H14ZM18 192H19V191H18ZM90 192H92V191H90ZM94 192L97 193V192H99V191H95V190H94ZM118 192H119V190H118ZM127 192H128V191H127ZM127 192H126V193H127ZM172 192H173L172 194H174V191H172ZM179 192H180V191H179ZM181 192H184V191H181ZM187 192H188V191H187ZM190 192L192 193V191H190ZM190 192H189V193H190ZM221 192H222V191H221ZM233 192H234V191H233ZM1 193H2V191H1ZM4 193H5V192H4ZM4 193H2V194H4ZM6 193H7V192H6ZM6 193H5V194H6ZM60 193H62V192H60ZM81 193H82V192H81ZM86 193H87V192H86ZM114 193H116V192H114ZM123 193H125V192H123ZM176 193H177V192H176ZM176 193H175V194H176ZM193 193H194V192H193ZM197 193H198V192H197ZM200 193H201V192H200ZM206 193H207V192H206ZM217 193H219V192H217ZM16 194H17V193H16ZM66 194H68V193H66ZM92 194H93V193H92ZM100 194H101V192H100ZM120 194H121V193H120ZM133 194H134V193H133ZM148 194H149V193H148ZM170 194H171V193H170ZM203 194H204V193H203ZM213 194H214V193H213ZM251 194H252V193H251ZM253 194H256V193H253ZM24 195H25V194H24ZM94 195H96V194H94ZM98 195H99V194H98ZM121 195H122V194H121ZM123 195H124V194H123ZM137 195L140 196L141 194H140V195L137 194ZM149 195H150V194H149ZM179 195H180V194H179ZM215 195H216V194H215ZM256 195H257V194H256ZM256 195H255V197H257ZM263 195H264V194H263ZM7 196H8V195H7ZM11 196H12V195H11ZM11 196H10V198H11ZM21 196H22V195H21ZM76 196H77V195H76ZM132 196H133V195H132ZM138 196H137V197H138ZM150 196H151V195H150ZM200 196H201V195H200ZM202 196H203V195H202ZM217 196H218V195H217ZM5 197H6V196H5ZM13 197H14V195H13ZM22 197H23V196H22ZM25 197H26V196H25ZM103 197H104V196H103ZM122 197H123V196H122ZM122 197H121V198H122ZM145 197H147V196H145ZM179 197H180V196H179ZM181 197H182V196H181ZM187 197H188V196H187ZM198 197H199V195H198ZM259 197H260V194H259ZM3 198H4V197H3ZM26 198H27V197H26ZM33 198H34V197H33ZM94 198H95V196H94ZM119 198H120V197H119ZM119 198H118V199H119ZM134 198H135V197H134ZM140 198H141V197H140ZM148 198H150V197H148ZM174 198H175V197H174ZM260 198H261V197H260ZM262 198H263V197H262ZM102 199H103V198H102ZM135 199H136V198H135ZM138 199H139V198H138ZM176 199H177V197H176ZM176 199H173V200L176 201ZM180 199H181V198H180ZM199 199H200V197H199ZM202 199H203V198H202ZM206 199H207V198H206ZM219 199H220V198H219ZM81 200H82V199H81ZM104 200L106 201V199H104ZM120 200H121V199H120ZM122 200H123V199H122ZM122 200H121V201H122ZM140 200H141V199H140ZM140 200H139V201H140ZM150 200H152V198H151ZM183 200H185V199L183 198ZM197 200H198V198H197ZM210 200H212V199L210 198ZM260 200H261V199H260ZM26 201H27V200H26ZM107 201H108V200H107ZM206 201H208V200H206ZM206 201H205V202H206ZM212 201H213V200H212ZM214 201H218V200L215 199ZM214 201H213V202H214ZM22 202H23V201H22ZM60 202H61V201H60ZM146 202H147V200H146ZM146 202H145V204H146ZM176 202H177V201H176ZM183 202H184V201H183ZM195 202H196V201H195ZM203 202H204V201H203ZM205 202H204V203H205ZM213 202H212V203H213ZM221 202H222V201H221ZM235 202H236V201H235ZM237 202H238V201H237ZM258 202H259V201H258ZM18 203H19V202H18ZM24 203H26L25 200H24ZM122 203H123V201H122ZM140 203H141V202H140ZM150 203H152V201H151ZM158 203H159V202H158ZM160 203H161V202H160ZM162 203H163V202H162ZM180 203H181V202H180ZM196 203H197V202H196ZM210 203H211V201H210ZM215 203H216V202H215ZM249 203H250V202H249ZM261 203H262V201H261ZM55 204H56V203H55ZM58 204H59V203H58ZM83 204L85 205V202H84ZM124 204H125V203H124ZM124 204H123V205H124ZM152 204H153V203H152ZM193 204H194V203H193ZM198 204H199V202H198ZM198 204H197V205H198ZM202 204H203V203H202ZM202 204L200 203V205H202ZM205 204H206V203H205ZM246 204H247V203H246ZM256 204H257V203H256ZM22 205H23V203H22ZM26 205H28V204H25V206H26ZM51 205H52V204H51ZM104 205H105V204H104ZM109 205H110V203H109ZM111 205H112V204H111ZM128 205H129V204H128ZM148 205H149V204H148ZM155 205H156V206H155V207L153 206V208H154L156 211H157V209H158V211H159V210H160L159 207L156 208V207H157V204H155ZM163 205H164V203H163ZM194 205H195V204H194ZM200 205H199V206H200ZM203 205H204V204H203ZM214 205H215V204H214ZM216 205H217V204H216ZM216 205H215L214 207H217ZM247 205H248L249 208H250V204H247ZM247 205H246V206H247ZM53 206H54V205H53ZM58 206H59V205H58ZM62 206H63V205H62ZM71 206H72V205H71ZM75 206H76V205H75ZM92 206H93V205H92ZM107 206H108V205H107ZM125 206H126V205H125ZM130 206H131V205H130ZM134 206H136V205L134 204ZM134 206H133V207H134ZM165 206H166V205H165ZM186 206H187V208H188L190 205L188 206V203H187ZM186 206H185V207H186ZM205 206H206V205H205ZM209 206H211V205H209ZM239 206H240V205H239ZM248 206H247V207L243 206L245 209H244L243 207H242V209H241V208L238 209V212L236 213V214H237V215H236V218H234L235 220H233V218L231 219V220H233V221H232V222H233V225H231L230 227H226L227 225L225 224V223H228L229 221H228V222H225L224 224L222 223L223 225H221L220 223H218V224H220V228H221V229H219L218 234H219V235L222 234L221 237H222L224 234H225V235L227 234V235H226V238L228 237V238H229V241H228L225 237H224V239H226V240L228 241V245H229V247H231L232 249H233V246H232V245H234L233 242H235V241L232 240L233 238H237V237L242 238V240H240L241 243H239L240 241H238V240H237L238 242L236 241V243H239V244H241V245H244V244L246 245V243L243 242V240L245 241V239L247 240L248 238H251V239H252V236L255 235V232L253 231V228L256 227L259 223H264V210L261 209V212L258 213V210H259V209H257V210H256V209H253V210H252V208H251V211H250V209L248 208ZM60 207H61V206H60ZM60 207H59V208H60ZM86 207H87V206H86ZM103 207H105V206H103ZM128 207H129V206H128ZM150 207H151V206H150ZM161 207H162V206H161ZM163 207H164V206H163ZM200 207H201V206H200ZM203 207H204V206H203ZM207 207H208V206H207ZM18 208H19V207H18ZM23 208H24V207H23ZM23 208H22V209H23ZM53 208H54V207H53ZM84 208H85V207H84ZM84 208H82V209H84ZM115 208L118 209V207H115ZM124 208H125V207H124ZM141 208H142V207H141ZM147 208H149V206H148ZM153 208L151 207L152 210H153ZM181 208H183V206H181ZM193 208H194V207H193ZM209 208H210V207H209ZM212 208H213V207H212ZM263 208H264V207H263ZM16 209H17V208H16ZM20 209H21V208H20ZM30 209H31V208H30ZM54 209H55V208H54ZM75 209H76V208H74L73 210H75ZM77 209H78V208H77ZM106 209H107V208H106ZM133 209H134V208H133ZM135 209H136V208H135ZM139 209H140V208H139ZM139 209H138V210H139ZM142 209H143V208H142ZM161 209H162V208H161ZM165 209H167V208H165ZM191 209H192V207H191ZM198 209H202V208H198ZM198 209H197V210H198ZM203 209H204V208H203ZM205 209L207 210V208H205ZM213 209H214V208H213ZM17 210L20 211L19 209H17ZM70 210H71V209H70ZM103 210H104V209H103ZM109 210H110V208H109ZM140 210H141V209H140ZM148 210H149V209H148ZM208 210H209V209H208ZM227 210H228V209H227ZM232 210H233V209H232ZM28 211H30L29 208H28ZM55 211H56V210H55ZM84 211H85V209H84ZM114 211L116 212V210H114ZM130 211H131V210H130ZM156 211H154V213H155ZM161 211H163V210H161ZM169 211H170V210H169ZM181 211H182V210H181ZM188 211H189V208H188ZM190 211H191V210H190ZM203 211H205V210H203ZM21 212H22V211H21ZM85 212H86V211H85ZM85 212H84V213H85ZM90 212H91V211H90ZM101 212H102V211H101ZM117 212H118V211H117ZM128 212H129V211H128ZM148 212H149V211H148ZM151 212H152V211H151ZM151 212H150V213H151ZM159 212H160V211H159ZM164 212H165V211H164ZM191 212H192V211H191ZM208 212H209V211H208ZM230 212H231V211H230ZM230 212H229V213H230ZM232 212H235V211H232ZM19 213H20V212H19ZM24 213H25V212H24ZM29 213H30V212H29ZM57 213H58V212H57ZM59 213H60V212H59ZM77 213H78V212H77ZM91 213H92V212H91ZM131 213H132V212H131ZM131 213H128V214H131ZM137 213H138V212H137ZM195 213H196V211H195ZM198 213H199V212H198ZM221 213L223 214L224 212H221ZM21 214H22V213H21ZM27 214H28V212H27ZM34 214H35V212H34ZM75 214H76V213H75ZM86 214H87V213H86ZM88 214H89V212H88ZM97 214H98V213H97ZM138 214H139L138 216L140 217V213H138ZM155 214H156V213H155ZM159 214H161V213H159ZM175 214H176V213H175ZM231 214H232V213H231ZM31 215H32V213H31ZM38 215H40V214H38ZM49 215H50V214H49ZM59 215H60V214H59ZM77 215H78V214H77ZM77 215H75V217L78 219ZM83 215H84V214H83ZM89 215H90V214H89ZM94 215H96V214H94ZM94 215H92V216H94ZM98 215H99V214H98ZM98 215H97V216H98ZM113 215H114V213H113ZM132 215H133V214H132ZM132 215H131V216H132ZM148 215H149V214H148ZM199 215H200V214H199ZM203 215H204V214H203ZM229 215H230V214H229ZM36 216H37V215H36ZM50 216H51V215H50ZM68 216H69V215H68ZM71 216H72V213H71ZM92 216H91V217H92ZM120 216H121V215H120ZM136 216H137V215H136ZM138 216H137V217H138ZM144 216H145V215H144ZM219 216H220V215H218V216H216V217H219ZM231 216H234V215L232 214ZM30 217H31V216L29 215L28 218H30ZM34 217H35V216H34ZM72 217H74V216H72ZM81 217H82V216H81ZM146 217H147V216H146ZM146 217H144V218L147 220ZM150 217H152V215H151ZM150 217H148L149 222H148L147 225H149L150 222L152 223V221L154 220V218L152 217L153 220L151 219V220H152V221H151V220H150ZM160 217H161V216H160ZM179 217H180V216H179ZM188 217H190V216H188ZM198 217H203V216H198ZM198 217H197V215H196V217L194 216V218H193V216H191L190 220H189V218H188V220H189V222H192V220L195 221V219H198ZM21 218H23V217H21ZM79 218H80V217H79ZM93 218L95 219V217H93ZM96 218H97V217H96ZM98 218H99V217H98ZM118 218H119V216H118L116 219H118ZM121 218H123V217H121ZM121 218H120V220H121ZM135 218H136V217H135ZM38 219H39V218H38ZM51 219H52V218H51ZM107 219L109 220V218H107ZM110 219H111V218H110ZM124 219H126V218H124ZM139 219H141V217H140ZM139 219H138V220H139ZM164 219H165V218H164ZM164 219L161 220V221L158 220L159 222H161L160 224H162V221L165 222L167 219H170V218H167L165 221H164ZM186 219H187V218H186ZM219 219H221V218L219 217ZM219 219H218V221H219ZM9 220H10V219H9ZM34 220H36V219H34ZM92 220H93V219H92ZM98 220H100V219H98ZM98 220L96 219V221H98ZM126 220H127V219H126ZM134 220H135V219H134ZM148 220H147V221H148ZM170 220H171V219H170ZM188 220H187V221H188ZM198 220H200V219H198ZM198 220H196V221H198ZM209 220H210V219H209ZM214 220H215V219H214ZM216 220H217V219H216ZM225 220H226V218H225ZM229 220H230V219H229ZM41 221H42V220H41ZM106 221H107V220H106ZM154 221H155V220H154ZM154 221H153V223H156V222H157V221H156V222H154ZM196 221H195L194 223H191V225H190V223H189V224L187 223V224L191 226V227L189 226L190 228H192V229L194 228V229H195L194 226L197 224ZM204 221H205V220H204ZM223 221H224V219H223ZM234 221H235V222H234ZM10 222H11V221H10ZM57 222H58V221H57ZM69 222H70V220H69ZM85 222H86V221H85ZM100 222H102V221H100ZM108 222H110V221H108ZM114 222H115V221H114ZM117 222H118V221H117ZM132 222H134V221L132 220ZM166 222H167V221H166ZM168 222H169V221H168ZM219 222H222V221H219ZM230 222H231V221H230ZM67 223H68V222H67ZM73 223H74V222H73ZM97 223H98V222H97ZM118 223H119V222H118ZM120 223H121V222H120ZM128 223H129V222H128ZM140 223H141V221H140ZM153 223H152V224H153ZM170 223H171V221H170ZM195 223H196V224H195ZM199 223H200V222H199ZM216 223H217V222H216ZM42 224H43V223H42ZM100 224H102V223H100ZM100 224H99V226H100ZM104 224H105V223H103V225H104ZM109 224H111V223H109ZM112 224H113V223H112ZM114 224H115V223H114ZM121 224H122V223H121ZM124 224H125V223H124ZM137 224H139V223H137ZM164 224H165V223H164ZM172 224H173V223H171V225H172ZM194 224H195V225H194ZM230 224H232V223H230ZM39 225H41V224H39ZM43 225H44V224H43ZM93 225H94V224H93ZM103 225H102V226H103ZM139 225H140V224H139ZM139 225H137V227H138ZM144 225H146V223H145ZM144 225H143V226H144ZM147 225H146V226H147ZM157 225H158V223H157ZM157 225H156V226H157ZM171 225L168 224V226H170V227H169V228H170L169 230H171V228H172V230H173V231L171 230L172 232L170 231V234H171V233H172V234L174 233V234H176V235L173 234L174 237H173L172 235L170 236V237H172V238H171L172 240H169L170 237H169L168 240H166L168 237H166V239L163 238V242H164V240H166L167 242L169 241L168 243H170V244H168L166 241H165L164 243H165V245H167V246H170V245H171L170 247L163 249L164 244H163V242H162V240H161L162 238H157V237H156L157 240L160 239L161 241H160V240H158V241L160 242V244H161V242H162L163 246H159V242L156 241V239H155V241H156L157 243H156L154 240H152L151 238H150L151 241H149L148 243H146V241L144 242V243H146L148 246H149V244L151 245L152 242H153L154 245H155V243L158 244V245H157L158 248L156 247L157 249H156L155 251H157L158 249L160 250V247L162 248V251L164 250V251H163V254H166V256L163 255L162 253H160L161 251L158 252V253H160L161 255H160V254L158 255V254L155 252V253H156L155 255H158L160 258L162 257V259L160 260V258L157 256V259H159V261L157 260V263H158V264H166L167 262L169 263V261L173 264V261H172L171 259H172V258L175 259L177 256L175 255L176 257H175V256H174V257L172 256V258H171L170 256L173 255L172 252L174 253V252L176 251V249H178L180 246H181V247H180L181 250H183L182 248L184 247V246H183L184 243L180 245V242H179L178 245H176L177 248L175 249V247H176L175 244H177V243H178V240H180V239H178V240H177V239H176V240H173V239L176 238L175 236H178L177 233H178V234H179V233L181 234V232H177V231H180V230H178V229L175 228V227H171ZM185 225H186V224H185ZM199 225H200V224H197V225H196V227H197L196 230H199L198 227L201 226V225H200V226H199ZM224 225H225V226H224ZM263 225H264V224H263ZM44 226H45V225H44ZM77 226H78V225H77ZM94 226H95V225H94ZM112 226H113V225H112ZM114 226H115V225H114ZM159 226H161V225H159ZM165 226H167V224H166ZM168 226H167V227H168ZM186 226H187V225H186ZM228 226H229V225H228ZM62 227H63V226H62ZM88 227H89V226H88ZM95 227H98V226L96 225ZM106 227H107V226H106ZM108 227H109V225H108ZM117 227H119V224H118ZM202 227H203V226H202ZM202 227H200V228H202ZM223 227H224V228H223ZM262 227H263V226H261V229H262ZM43 228H44V227H43ZM92 228H93V227H92ZM99 228H101V227H99ZM109 228H110V227H109ZM128 228H129V227H128ZM128 228H127V230H128ZM138 228H139V227H138ZM141 228H142V227H141ZM141 228H140V229H141ZM143 228H144V227H143ZM152 228H153V227H152ZM152 228H150V229H152ZM157 228H158V226H157ZM161 228H162V227H161ZM174 228H175L176 230H175ZM113 229H114V227H113ZM118 229H120V227H119ZM154 229H155V228H154ZM162 229L164 230V227H163ZM183 229H185V226H184ZM194 229H193V230H194ZM261 229H260V231H256V233H259V232H260V233L258 234L259 236L256 235V238L261 239L260 234H261V233H264V229H262L263 231H261ZM56 230H58V229H56ZM93 230H94V232H95V229H93ZM97 230H98V228H97ZM97 230H96V231H97ZM121 230H122V229H121ZM121 230H120V233H123V232H121ZM125 230H126V228H125ZM127 230H126V231H127ZM136 230L139 231V229H137V228H136ZM136 230H135V232L137 233ZM148 230H149V228H148ZM148 230H146V231H148ZM156 230H157V229H156ZM165 230H166V229H165ZM174 230H175V231H174ZM189 230H190V229H189ZM200 230H201V229H200ZM200 230H199V231H200ZM208 230H209V229H208ZM210 230H211V229H210ZM0 231H1V230H0ZM52 231H53V230H52ZM62 231H63V230H62ZM68 231H69V230H68ZM71 231H72V230H71ZM100 231H101V230H100ZM132 231H133V230H132ZM132 231H131V233H132ZM141 231H145V230H142V229H141ZM149 231H150V232H148L149 235L152 234L153 231H152V230H149ZM160 231H161V230H160ZM206 231H207V230H206ZM5 232H6V229H5ZM7 232H8V231H7ZM7 232H6V233H7ZM59 232H60V231H59ZM66 232H67V231H66ZM72 232H73V231H72ZM133 232H134V231H133ZM155 232H156V231H154V233H155ZM191 232H193V231L191 230ZM195 232L197 233V231H195ZM200 232H202V231H200ZM207 232H208V231H207ZM211 232H212V231H211ZM211 232H210V233H211ZM0 233H1V232H0ZM49 233H50V232H49ZM54 233H55V232H54ZM61 233H62V232H61ZM76 233H78V232H76ZM102 233H103V232H102ZM120 233H119V234H120ZM126 233L128 234L129 231L126 232ZM145 233H146V232H145ZM145 233H143V235H145ZM167 233H168V235H170L169 232H167ZM210 233H209V234H210ZM8 234H9V233H8ZM18 234H19V233H18ZM18 234H17V235H18ZM73 234L75 235V232H74ZM92 234H93V235H91V238H92V239L94 238V239H95V242L98 241L99 239H98L97 233L95 232V233H92ZM116 234H117V233H116ZM141 234H142V232H141ZM156 234H157V233H156ZM160 234H161V233H160ZM194 234H195V233H194ZM211 234H212V233H211ZM2 235H3V234H2ZM2 235H1V236H2ZM56 235H57V234H56ZM103 235H104V234H103ZM120 235H121V234H120ZM133 235H134V234H132L131 236H133ZM137 235H138V234H137ZM146 235H148V234H146ZM149 235H148V236H149ZM154 235H155V234H154ZM212 235H213V234H212ZM261 235H262V234H261ZM7 236H8V235H7ZM21 236H22V235H21ZM66 236H67V235H66ZM77 236H78L77 234H76V237L74 236V238H76V240H77ZM79 236H80V235H79ZM121 236H123V235H121ZM150 236H153V235H150ZM156 236H158V235H156ZM166 236H167V235H166ZM184 236H187V234L184 235ZM190 236H191V235H190ZM216 236H217V235H216ZM257 236H258V237H257ZM60 237L63 238V237H65V236L62 235V236H60ZM70 237H71V236H70ZM72 237H73V235H72ZM135 237H136V234H135ZM158 237H159V236H158ZM214 237H215V235H214ZM221 237H218V236H217V238H218L219 240H218V239H217V240L215 239L216 242H214V244H215V243L218 244V243L220 242V240H221V242H222V240H223L224 243H221V244H225V245H221V244L219 243L220 245H218V246H220V247H216V249H214V248H209L211 251H210L209 249H207V250H209V251H207V250H206V246H205V250H204V251H206V252H211V253L214 252V254H215L217 257H220L221 260H222L221 262H220V261H219V262H218V261L216 262V260H219V259H217V257L214 256V254H212V255H213V256H212V259H213V260H211L210 257H209L211 254L209 253V254H210V255H209L208 253H204V254H208V255H207V256H208V261H209L210 263H212V264H214V262H215V264H216V263H217V264H220V263H221V264H224V261H223V259H222V256H223V255H222V253L219 252V251H220L221 249H223V247H224V249L226 250V249L228 248V245H226V243H227L226 240L224 241V239H222ZM243 237H244V238H243ZM54 238H55V235H54ZM54 238H53V239H54ZM56 238L58 239L59 237L56 236ZM65 238H66V237H65ZM65 238H64V240H65ZM99 238H101V237H99ZM103 238H104V237H102V240L100 239V241H102V244H103ZM108 238H109V237H108ZM108 238L106 237L104 240H107ZM113 238H114V237H113ZM115 238H117V237H115ZM122 238H123V237H122ZM124 238H125V235H124ZM129 238H130V237H129ZM143 238H144V237H143ZM178 238H179V237H178ZM187 238H188V237H187ZM50 239H51V238H50ZM57 239H54V240L56 241ZM71 239H72V238H71ZM80 239H81V238H80ZM153 239H154V236H153ZM184 239H185V238H183V241H184ZM192 239H193V237H192ZM213 239H214V238H213ZM213 239H212V240H213ZM237 239H239V238H237ZM253 239H255V236L253 237ZM59 240H62V239H58V241H59ZM68 240H69V239H68ZM68 240H67V241H68ZM83 240H84V239H83ZM114 240H116V239H114ZM121 240H122V239H120V241L118 240L119 243H121L120 246L123 245V243H122L123 241H121ZM124 240H125V239H124ZM144 240H145V239H144ZM210 240H211V239H210ZM231 240H232L233 242H232ZM234 240H235V239H234ZM249 240H250V239H249ZM0 241H2V239H1ZM52 241H53V240H52ZM72 241H73V240H72ZM107 241H108V240H107ZM110 241H111V239H110ZM128 241L131 242V239L128 240V238L126 237V240H125L124 243L127 244ZM136 241H137V240H136ZM136 241H135V242H136ZM141 241H143V240H140V242H141ZM174 241H175V242L177 241V243H175ZM183 241H182V242H183ZM189 241H190V240H189ZM192 241H193V240H192ZM192 241H191V242H192ZM198 241H199V240H198ZM198 241H197V242L195 241V244L197 243V245H199L200 242H198ZM200 241H201V240H200ZM213 241H214V240H213ZM217 241H218V242H217ZM247 241H248V240H247ZM247 241H246V242H247ZM2 242H3V241H2ZM9 242H10V241H9ZM49 242H51V241H49ZM56 242H57V241H56ZM65 242H66V240H65ZM69 242H71V241H68V244H69ZM81 242H82V241H81ZM95 242H94V243H95ZM105 242H106V241H104V243H105ZM130 242H129V243H130ZM135 242H132V243L134 244ZM137 242H138V241H137ZM137 242H136V243H137ZM150 242H151V243H150ZM172 242H173V243H172ZM184 242H185V241H184ZM186 242H187V243H185V245L188 244L187 239H186ZM191 242H189V244H191ZM210 242H211V241H210ZM229 242H231L232 244H229ZM248 242H250V241H248ZM252 242L255 243L254 241H252ZM47 243H48V242H47ZM52 243H53V242H52ZM52 243H51V244H52ZM62 243H63V242H62ZM74 243H77V241H75ZM84 243H86V242H84ZM96 243H98V242H96ZM96 243H95V244H96ZM107 243H108V242H107ZM132 243H130V246H129L128 244H127V245L124 244L125 246H129V248H128V247L126 248L125 246H124L123 248H126L125 250L128 251V249H130V247H131V251L129 250V252H132V251H133V252H132L133 255H132V253H131V255L129 256V257H130L129 260L132 261V264H134L135 262L133 263V261H136V262L139 261V260L142 261L141 259H139V260L136 259V256H137L138 253H134V251H135V252L139 251V253H141L142 249H144V248H142V247L139 248L138 244H136L137 247H138L140 250H139L138 248H137V249H136V248L134 249V248H132V246H131ZM144 243L141 242L142 245H144ZM166 243H167V244H166ZM202 243H203V242H202ZM236 243H235V245H236ZM242 243H244V244H242ZM250 243H251V242H250ZM253 243H252V244H253ZM0 244H1V242H0ZM41 244H42V243H41ZM49 244H50V243H49ZM60 244H61V243H60ZM82 244H83V243H82ZM82 244H81V245H82ZM162 244H161V245H162ZM192 244H193V243H192ZM214 244H212V245H214ZM216 244H215V245H216ZM239 244H238L237 246H234V249H233V250H232V249H229V250L227 249V250H226L227 252L225 251L226 254H228V252H229L228 255H230V257H232V259H231L230 257H229V259H228V258H227L228 256L226 255V256H227V257H226V256L224 255L225 258H226L227 260H229V261L226 260V262H228V263H231V262H232L231 260H233V257L235 256V255L233 254L232 251L235 250V247H236V248L238 247V248H237V253H238V252H239V247H240ZM255 244H256V243H255ZM33 245H34V244H33ZM42 245H43V244H42ZM55 245H56V244H55ZM61 245H62V244H61ZM65 245H66V244H65ZM72 245H73V244H72ZM76 245H77V244H76ZM81 245H79V248H80ZM86 245H87V244H86ZM91 245H92V244H91ZM100 245H101V244H100ZM103 245H104V244H103ZM134 245H135V244H134ZM136 245H135V247H136ZM179 245H180V246H179ZM200 245H201V244H200ZM200 245H199V247H200ZM202 245H203V244H202ZM209 245H210V244H209ZM212 245H211V246H212ZM230 245H231V246H230ZM245 245H244V249H245ZM247 245H249V244L247 243ZM247 245H246V246H247ZM253 245H254V244H253ZM2 246H3V244H2ZM2 246H0V247H2ZM47 246H48V245H47ZM70 246H71V245H70ZM94 246H95V245H94ZM94 246H92V247H94ZM151 246H152V248H153V245H151ZM151 246H149V247H151ZM155 246H156V245H155ZM155 246H154L153 249H155ZM172 246H173V247H172ZM178 246H179V247H178ZM182 246H183V247H182ZM187 246H188V245H187ZM187 246H185V247H187ZM189 246H190V245H189ZM191 246H192V245H191ZM191 246H190V248H191ZM211 246H210V247H211ZM221 246H223V247L221 248ZM251 246H252V245H251ZM251 246H250V247H251ZM254 246H255V245H254ZM62 247H63V246H62ZM74 247H75V246H74ZM144 247H146V246H144ZM149 247H148V250H150ZM165 247H166V246H165ZM185 247H184V249H185ZM194 247H195V246H193V248H194ZM212 247H213V246H212ZM225 247H226V248H225ZM241 247H242V248H241ZM241 247H240V250L243 249V246H241ZM250 247L247 246L248 249H247V248H246V249L249 250ZM252 247H253V246H252ZM252 247H251V248H252ZM255 247H257V245H256ZM255 247H254V248H255ZM37 248H38V247H37ZM48 248H50V247H48ZM55 248H56V247H55ZM60 248H61V247H60ZM65 248H66V247H65ZM65 248H64V249H65ZM77 248H78V247H77ZM98 248H99V247H98ZM100 248H101V246H100ZM100 248H99V249H100ZM120 248H121V247H120ZM123 248H122V249H123ZM170 248H171V251H168V250H170ZM172 248H173V249H172ZM193 248H191V250H192ZM201 248H202V246H201ZM203 248H204V247H203ZM217 248H220V250H218ZM1 249H4V248H1ZM5 249H6V248H5ZM31 249H32V248H31ZM34 249H36V248H34ZM53 249H54V247H53ZM58 249H59V248H58ZM66 249H67V248H66ZM95 249H96V251H98L97 248H96V246H95ZM103 249H104V248H103ZM103 249L100 250L101 252H99V253H100L99 255H101V258H99V260H96V261L99 262V264H100V259H102L103 257L105 258V260H107L105 256L102 257V255H107V254H101V253H103V252L105 253V252L107 251V250H105V249H104V251H103ZM146 249H147V247H146ZM166 249H167V250H166ZM174 249H175V251H174ZM186 249H187V250H186ZM186 249H185V250L188 252V249H189V248L187 247ZM224 249H223V250H224ZM257 249H258V248H257ZM18 250H19V249H18ZM60 250H62V249H60ZM76 250H77V249H76ZM81 250H82V247H81ZM86 250H87V249H86ZM86 250L84 249V251H86ZM113 250H114V249H113ZM165 250H166V253H165ZM172 250H173V251H172ZM185 250H183V251H185ZM199 250H200V249H199ZM250 250H251V249H250ZM5 251H6V250H5ZM30 251H31V250H30ZM32 251H33V250H32ZM58 251H59V250H58ZM87 251H88V250H87ZM127 251H126V253L128 254ZM146 251H147V250H146ZM146 251H145V252H146ZM178 251H180V250H178ZM192 251H193V250H192ZM192 251H189L188 253H187V252H186V253H187V254H189L190 252L193 253ZM197 251H198V250H197ZM230 251H231L232 253H231ZM235 251H236V250H235ZM241 251H242V250H241ZM257 251H258V250H257ZM259 251H260V250H259ZM18 252H19V251H18ZM28 252H29V251H28ZM61 252H62V255H65V254L67 255V253L63 254V251H61ZM64 252H65V251H64ZM68 252H69V251H68ZM107 252H108V251H107ZM115 252H116V251H115ZM115 252H114V253H115ZM117 252H118V251H117ZM120 252L123 253L122 251H120ZM142 252H143V251H142ZM147 252H148V254H149L150 251H147ZM153 252H154V250L152 251V249H151V252H150L151 255H153V254H152ZM181 252H182V251H181ZM181 252H180V255H181ZM201 252H202V251H201ZM201 252H200V253H201ZM222 252H223V251H222ZM251 252H252V251H251ZM59 253H60V252H59ZM59 253H58V254H59ZM79 253L82 254L81 252H79ZM84 253L86 254V252H84ZM109 253H110V252H109ZM109 253H108L107 256H109ZM114 253H113V255H112L111 253H110V254H111L112 256H115L116 253H115V254H114ZM168 253H169L170 256L167 255ZM170 253H171V254H170ZM176 253H177V252H176ZM198 253H199V252H198ZM220 253H221L222 256H220ZM223 253H224V252H223ZM234 253H236V252H234ZM240 253H241V252H240ZM243 253H244V251H243ZM243 253H242V254H243ZM245 253H246V251H245ZM245 253H244V254H245ZM247 253H250V252L247 251ZM19 254H20V253H19ZM38 254H39V253H38ZM73 254H74V253H73ZM87 254H89V253H87ZM95 254H97V253L95 252ZM117 254H118V253H117ZM123 254H124V253H123ZM135 254H136V255H135ZM142 254H143V253H142ZM144 254H145V253H144ZM184 254H185V253H184ZM184 254H183V252H182V255H184ZM187 254H186V255H187ZM204 254H202V256H203ZM244 254H243V255H244ZM33 255H35L34 252H33ZM44 255H45V254H44ZM47 255H48V254H47ZM60 255H61V254H60ZM66 255H65V256H66ZM97 255H98V254H97ZM139 255H140V254H138L137 258H138V257H141V255H140V256H139ZM146 255H147V253H146ZM155 255H154V257H155ZM162 255H163L164 257H166L167 259H169V258H171V259L168 260V261H166V263H164L166 258L164 259V257H163ZM177 255H178V253H177ZM180 255H178L177 258H179V259H180V258H183V259H184V257L186 256V255H184V256H180ZM189 255H191V257L194 258V255H195V254H194V255H193V254H189ZM192 255H193V256H192ZM231 255H232V256H231ZM233 255H234V256H233ZM238 255H239V254H238ZM238 255L235 257L236 260H238V258L240 259V257H241V255H239V257H238ZM249 255H250V254H249ZM253 255H254V256H258L259 254L256 255V254L253 253ZM253 255H252L253 259H252V257L250 256V257H251L250 260H253L254 262H255V260H256V264H257V263L259 262L257 259H259V258L261 259V256H259V258H258V257H254ZM31 256H32V255H31ZM40 256H41V255H40ZM55 256H56V255H55ZM80 256H83V255H80ZM86 256H87V255H86ZM112 256H109V257H107V258H110V257H112ZM124 256H126V255H124ZM131 256H134L135 259H132ZM142 256H143V255H142ZM148 256H149V257H153V256H150V254L147 255V257H148ZM198 256H199V255H198ZM202 256H201V257H202ZM207 256L205 255V257H207ZM224 256H223V257H224ZM27 257H28V256H27ZM32 257H33V256H32ZM37 257H38V256H37ZM43 257H44V256H43ZM48 257H49V256H48ZM52 257H53V256H52ZM91 257H92V256H90V258H91ZM98 257H100V256H98ZM121 257H122V256H121ZM121 257L118 256V258H120V260H123V259H121ZM127 257H128V255H127ZM144 257H145V256H144ZM144 257H143V258H144ZM147 257H146V258H147ZM191 257H190V258H191ZM201 257H200V259H201ZM45 258H47V257H45ZM59 258H61V257H59ZM69 258H70V257H69ZM83 258H84V257H83ZM83 258H82V259H83ZM95 258H96V256H95ZM115 258H116V256L114 257V259H115ZM143 258H142V259H143ZM193 258H192V259H193ZM198 258H199V257H198ZM203 258H204V257H203ZM203 258H202V259H203ZM225 258H224V260H225ZM245 258H246V257H245ZM256 258H257V259H256ZM65 259H67V258L65 257ZM110 259H111V258H110ZM110 259H109V260H110ZM112 259H113V258H112ZM125 259H126V257L124 258V260H125ZM149 259H150V258H149ZM155 259H156V258H155ZM179 259H178V260H179ZM183 259H180V260H183ZM194 259H195V258H194ZM204 259H205V258H204ZM209 259H210V260H209ZM254 259H255V260H254ZM32 260H33V259H32ZM35 260H36V259H35ZM43 260H45V259L43 258ZM46 260H47V259H46ZM49 260H51V259H49ZM63 260H64V259H63ZM70 260H71L72 263H73V260H72V259H70ZM87 260H88V259H87ZM117 260L120 261L119 259H117ZM117 260H116V261L114 260V261L117 262ZM124 260H123V262H124ZM150 260H152V258H151ZM153 260H154V259H153ZM153 260H152V261H153ZM163 260H164V261H163ZM178 260H176V262H179V263H180V261H178ZM184 260H186V257H185ZM184 260H183V262H184ZM236 260L234 259V261H236ZM22 261H23V260H22ZM56 261H57V260H56ZM61 261H62V260H60V262H61ZM92 261H93V260H92ZM103 261H104V260H103ZM110 261H111V260H110ZM130 261H129V262H130ZM143 261H145V264H149V263H150V264H153L152 261H151V262H147L145 258L143 259ZM148 261H149V260H148ZM162 261H163V262H162ZM188 261H189V260H188ZM190 261H192V260H190ZM204 261H207V260L205 259ZM211 261H212V262H211ZM234 261L232 262V264H236V263L238 264V262H239V264H243V263L245 264V263H247L248 260H247V261H244V258H243V260H242V257H241V259L238 260L236 263H234ZM240 261H242V262H240ZM263 261H264V260H260V263H259V264H264ZM24 262H26V261H24ZM43 262H44V261H43ZM48 262H49V261H48ZM54 262H55V260H54ZM57 262H59V259H58ZM57 262H55V263L57 264ZM64 262H65V261H64ZM67 262H69L68 259H67ZM81 262H82V261H81ZM85 262H87V261H85ZM98 262H97V264H98ZM106 262H107V261H106ZM112 262H113V261H112ZM112 262H111V263H112ZM120 262H121V261H120ZM120 262H119V263H120ZM146 262H147V263H146ZM154 262H155V261H154ZM198 262H199V261H198ZM222 262H223V263H222ZM50 263H51V262H49V263H47V264H50ZM55 263H54V264H55ZM62 263H63V262H62ZM119 263H118V264H119ZM121 263H122V262H121ZM121 263H120V264H121ZM124 263H125V262H124ZM138 263H139V262H138ZM168 263H167V264H168ZM171 263H169V264H171ZM179 263H178V264H179ZM189 263H190V262H189ZM193 263H194V262H193ZM228 263H227V264H228ZM248 263H249V262H248ZM248 263H247V264H248ZM250 263H251V262H250ZM38 264H40V262H39ZM44 264H45V263H44ZM69 264H70V263H69ZM84 264H85V263H84ZM104 264H105V262H104ZM106 264H108V263H106ZM112 264H116V263L113 262ZM142 264H143V263H142ZM154 264H155V263H154ZM174 264H177V263H174ZM196 264H197V263H196ZM207 264H208V263H207Z\"/></svg>","mask_w":264,"mask_h":264}]
</instances>
